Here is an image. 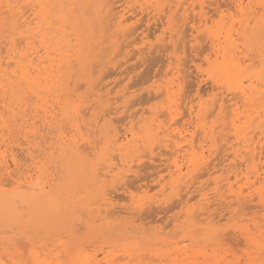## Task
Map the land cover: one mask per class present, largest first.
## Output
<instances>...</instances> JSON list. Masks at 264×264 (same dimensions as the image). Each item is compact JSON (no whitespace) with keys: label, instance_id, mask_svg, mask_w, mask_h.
Listing matches in <instances>:
<instances>
[{"label":"rangeland","instance_id":"rangeland-1","mask_svg":"<svg viewBox=\"0 0 264 264\" xmlns=\"http://www.w3.org/2000/svg\"><path fill=\"white\" fill-rule=\"evenodd\" d=\"M11 1H13V0H11ZM15 1H17V0H15ZM14 1V2H15ZM25 0H21V2H23L24 3V5H23V3H21L22 5H20L18 2H20V0L18 1V2H15L16 4H15V6H14V9H15V12H17V10L18 9H22L23 8V10H21V11H25V13H24V15L27 13V11H28V15L26 14V17H30V19L32 18L30 15H31V11H30V6H29V4L27 3L28 1H25ZM66 3V5H67V3L69 2L70 3V1H68L67 2V0H64ZM64 1H62V2H64ZM74 2H75V4L73 5V8L72 9H74L75 11L74 12H77V14H76V16L78 17H74L75 19H73L75 22H79V21H81V18H80V16L82 15V11H83V9L82 8H80L82 5H83V1L82 0H73ZM82 1V3H80V2ZM89 1H91V0H89ZM114 1V0H113ZM112 0H111V2L112 3H114L115 1H118V0H115L114 2H113ZM129 1H132V0H124V2L122 1V0H120V1H118L117 3H114V4H116V6L114 5V7H115V10L114 11H118V10H121L123 7V5H124V8H125V6H126V8H127V10L126 9H124V10H126L125 12H124V10H122L124 13H126L125 15H126V17H128L127 18V21H125L126 23L128 22V24L127 25H124V24H126V23H124L122 26H124V27H126V29L123 27V28H120V29H122L123 30V32L124 33H122V31H120V30H118V29H115L116 28V21H112L113 22V24L114 25H112L111 23V25H109V26H106L107 28V30H108V32H106V34H104L105 32L103 31V30H105V22H106V20H105V22H103L102 23V25L101 24H99L100 25V27H98V29H97V31L99 32H97L96 31V29H92V28H90V27H93V25L94 24H96V22H93V25L91 24L92 22H88V23H86V24H88L87 25V34H89V36H94L95 37V40L98 42V43H101V44H98V45H95V43L96 42H94L93 40H91V37L89 38L90 39V41L91 42H93V43H91L93 46H94V48H95V50H97V51H95L94 49H92L93 47H92V45L90 46L91 47V53H93V51H95V52H97V54L99 53V51H100V54H102V53H104L103 51H105V57L104 58H102V60L101 61H99V59L98 58H100V57H98L100 54H98V58L96 57V55L94 56L93 54H91V57H93V58H91V60H92V62H94V60H95V57H96V60H98V61H96L95 63H93L92 65H93V67H94V69H93V74H90V72L92 73V71H91V68H90V70H88L87 72H86V75H87V73H89L87 76H86V78H88V79H86L85 78V76H78L79 75V73L80 72H82V70H81V68H80V66L79 65H77V63H78V61L75 59L76 58V55L74 56L73 54H75V49H78L79 47H78V45H76L77 44V42H75V40H77V39H75L76 37V35H75V33H74V35L73 34H71V32L73 31V29L71 30V28H74V24L71 26L69 23L70 22H66V24H65V22L63 21V20H61L60 19V17H59V13L60 14H63V13H67V10H69V8L67 9V7H69V6H63V7H65L66 9H64V8H62L61 6V8H58L59 6L57 5H53V6H55V9H59V11H58V9L56 10L57 12L55 13V9H51V11H53L52 13H50V15H52L51 16V18L52 17H54V18H52V19H57L58 17V19H59V21H58V19H57V21H56V19L55 20H51V18L49 19V17H47V19H46V21L49 19V20H51V23H50V25L49 26H52V27H54L55 25H56V28L58 27V28H60V29H56V28H50V27H47L46 28V30H49L48 32H49V34L50 35H52L53 37H55V35L56 36H58V38L62 35V37H61V39L63 38V36L65 35V38H63L62 40H66V39H70L71 41H73L74 43H76L75 45H73L74 43L73 42H71V43H73L72 45H71V47L69 48V50H70V52H69V50H67L68 52H69V55H71V53H73L72 55L75 57H73L72 55L71 56H69V59H75V60H73L74 62L72 63L71 61L72 60H70V62H69V65H71V64H75L76 63V66H77V68H75L73 65H71V67L69 68V65H68V61H69V59H68V61H67V65H68V67H67V65H65L64 64V62H66V60L63 62V64H61L60 63V67H62V66H64V68L67 70V69H69L70 71H71V69H73V67H74V69H76V71H77V73L76 74H74L73 75V71H71V72H73V73H71L70 71H69V73L73 76V81H71L70 79L72 78H68L67 76H66V74L65 75H63L64 76V79H65V82L64 81H62L63 83H68V81H67V79H69L70 80V82H72V83H68V87H66V84H65V87H64V84H62V82H61V80L63 79H60L59 81H60V83H61V85H60V87H59V85H58V87L59 88H61V89H63L64 88V90H66L67 88H68V91L70 92V93H67V92H65L64 90H60L58 87H57V90H52V91H50L51 93H52V95H53V97H52V95H51V93L50 92H48V93H50V94H43V96L45 95V97H42V98H47V103L49 102V104H47V103H45L44 102V100H39V98L36 96V98L34 97V95H36V94H31V92H30V94H31V98H32V96H33V99H32V102H31V100H30V94L29 93H27L28 91L27 90H25V89H21L22 91L21 92H23V95H22V93H20L21 94V96H20V98H19V96H17L16 94H15V96H17L16 97V99L17 98H19L18 100H20V102H19V105L21 106V107H19V105H18V102H14L12 99V101L11 100H4L3 98L5 97V99L7 98V96H5V95H7L8 94V97H9V94L10 93H2V91H0V99H1V97H2V99L8 104L9 102H10V109H12L13 108V106H14V110H9L10 111V113H9V111L8 110H6V108H8V106H9V104L8 105H6L7 107H5V102L2 104L1 102H0V104L2 105V106H4L5 107V109H1V107H0V111L2 110V114L3 113H5V112H8L7 114L9 115H5V114H3V115H5L6 117H9V120H10V118H11V121L10 122H12V124H14L15 123V125H13V127L11 128V125L7 122V120H6V123H8L9 125H7V126H9L11 129H12V132H11V130L10 129H5L6 130V136L7 135H9V138H10V141L8 142V139H7V141H6V137L4 138V141H6L8 144H10L11 146H12V144L14 143H16L15 145L13 144V146H14V148L13 147H11V146H8L7 144H5V145H7L6 147L9 149V151L7 150V148L5 149V148H3V146H4V143H6V142H2V140L0 141V146H2V148H3V152L2 153H5V154H2V156L3 155H5V157H2V158H4V159H6V160H4V159H2L1 157V159H0V161L1 160H3V163H5V165H6V161H8L7 163H10V164H7V167L9 168V166H10V170H12V172L11 171H9V169H8V171L9 172H11V174L12 173H14L15 172V174L16 173H20L19 172V170L22 172L23 170H24V168H25V170H24V172H26V170L28 171L27 173L29 174V172H32V170L34 169V171H35V167L34 166H36L37 167V169L39 170V167H40V169L41 168H44L45 169V172L47 173V175H48V178H50V177H53L54 179H55V182H59L61 179H63L64 177V179H70L69 181H70V183L71 184H73V185H71V186H73V187H70V188H72V189H70L69 190V192H71V190H72V192H75V193H72L71 195L73 196H70V194H69V197H67V199H68V202L70 203H67V207H68V209H69V206H70V209L68 210V212H69V216L67 217V216H63L61 219H64L63 220V223H65L64 225L65 226H63L62 227V224H60V223H58L59 224V226L58 225H56L57 223H56V220L55 221H53V224L50 222L49 223V220H46L45 222H44V224L46 225V226H50L51 228H48L47 227V229H48V231L47 230H45V228H46V226H44V224L42 225V226H39V227H42L43 228V226L45 227L43 230H45V231H42V233H41V237H43L44 238V240H45V244H47L45 247H43L44 249H50L51 251H52V254H53V258L56 260V259H59L58 261H63V262H66L67 264L70 262L69 260H70V257H69V249H70V247H72V246H74V252H75V249L77 250V251H79V252H81L82 253V251H83V255H85V257H87V255H88V257L87 258H89V261L90 262H92V264H102L101 262L103 261V264H107V263H109V264H113V262L112 261H114V264H127V263H129V264H131V263H133V264H138V263H140V264H156V262L159 260V261H161L160 263H159V261L157 262L158 264H163V263H167V264H170V262L171 261H178L179 260V262H181L182 260H184L185 262H183V263H185V264H187L188 262H189V260H190V258L192 257V258H194V259H192V260H190V262L189 263H191L192 261V263L193 264H215V262H214V260H222L221 258H226V256H227V258L229 257V259H225L224 261L222 260V263L223 262H225V261H238V259L239 258H241V260L242 259H244L245 257H239L238 255L240 254L241 255V253H243L242 254V256H244L245 255V253L247 252V248H245L246 247V245H245V243H244V241H240L239 239H237V240H235V237H233L234 236V233L236 234L237 233V227L238 226H241V225H248V224H250V222H248V221H250L251 220V218H252V216L254 217V214H255V212L257 211V210H259L258 212H256V215L255 216H261L262 214L261 213H263L264 212V209H262L261 210V208L262 207H260V206H257V198L255 197V196H257V195H255V196H253V197H255L256 198V200H254V202H253V205L251 206V207H253L252 209L250 208V210L249 209H245L244 211H243V213H245V215L246 214H250L251 213V211H252V214H250L249 216L248 215H246V216H244V214L243 213H241L242 212V210L241 211H239V209H237L238 207H237V204L236 205H234V206H232L231 208L232 209H234L235 207H236V210L237 211H239L240 212V214H238V212L235 210H233V211H229V209H228V207H227V205L228 204H221V203H219L218 204V202L220 201V200H217L216 198H217V191H216V186L217 187H221V189L222 190H225V191H227L225 188H227L226 186H225V188H224V185H226L227 183L226 182H232L233 183V186L234 187H237L236 189H238V187L239 186H241L242 185V189H243V192H245V193H247V194H250L251 192H253V188L251 187V189L249 188L250 187V185H247V184H249V183H247V184H245L246 182L245 181H247V179L245 178V174L246 173H248V169H246V166H248V164H250L251 165V163L253 164H256L257 165V167H259L260 169V171H261V173H260V175L261 174H263L264 175V173L262 172V171H264L263 170V168H264V150H263V152H262V154H261V156L260 155H258V156H255V159L253 160V159H251V160H247L245 163H248V161H249V163L245 166V165H243L244 163V161H242V160H245L244 158L243 159H240V158H242V156H244L243 154H245L246 152H247V150H245V148L247 147L246 146V144H245V141H243V143H242V145H244L245 144V146L246 147H244V146H242L241 145V143L239 142L238 144H240V145H238V144H236L237 142V140L235 139V138H233V136L231 137V136H226L229 132L231 133V134H233L232 132H231V130L229 131V129L228 128H226L227 129V131H226V129H224L225 127V125L223 124V120L225 121V123L226 122H228V121H226L227 119H229V115H230V113H233L234 112V109L236 108V109H238L237 111H238V113L239 114H241V116H243V114H246V112H245V108H246V105L245 106H242V104H243V102L240 104V103H238L239 101H238V99H239V95L237 96V95H235V92H229V91H227V89L225 88L224 89V87L222 88V86L221 85H219V84H217V83H219L216 79H213V83H212V79H210L209 77H211V78H214L213 76H215L216 77V75H215V64L217 65V63H221V61H222V59L220 58V57H222L221 56V54H220V52H216V49H214V48H212V46H211V42H209L208 40H209V38H208V40H207V38L206 39H204L203 37H205V35H202V33L203 34H205L206 33V35H207V33L208 32H205L206 30L207 31H211V33L212 34H215V35H219L221 38H223L222 40H224V37H222L223 35L225 36L226 35V33H227V29L229 28V27H231L233 30V32L235 33H233V35L235 36L236 35V38L237 37H239V33H241V31L243 30V20H245L244 19V17L246 18V20L248 19V17H249V15H248V11L247 12H245L244 13V11H242L241 12V10H239L236 6H235V4H233V0H186V1H184L183 0V2H185V3H182V0H177L178 2H179V5L177 6V1H176V3H174L173 1H175V0H165L166 2L165 3H170L171 4V2L173 3V4H168V5H166V4H164L163 2H161L160 0H155V1H153V0H149V1H151V3H149L148 4V0H144V2H145V4H144V2H142V0L141 1H139V0H134L133 2H130L129 3ZM141 2L142 4H137V2ZM180 1H181V5H180ZM199 1V2H198ZM201 1H203V2H201ZM209 1H211V3L209 2ZM212 1H215L216 3H214V2H212ZM225 1V2H224ZM229 3H228V2ZM247 0H245V3H244V5H246L247 4V2H246ZM264 0H261V1H259V3H262ZM10 2V1H9ZM13 2V3H14ZM93 2V1H92ZM129 3V5H128V3ZM138 2V3H139ZM152 2H156V3H162L161 4V9H163V7H164V11H161V13L159 12V8H158V6H160V5H158V4H152ZM198 2V3H197ZM204 2H206V3H204ZM11 4H13L12 2H10ZM68 3V4H69ZM79 3H80V5H79ZM87 3V1H85V6H87L88 5V3ZM127 3V4H126ZM202 3V4H201ZM209 3H210V5H209ZM218 3V4H217ZM222 3V4H221ZM17 4L18 5H20V6H18V7H20V8H17L16 6H17ZM65 4H62V5H65ZM77 4V5H76ZM132 4L135 6V5H138V7H139V9L138 8H136L137 6H135V7H133L132 6ZM152 4V5H151ZM174 4L176 5L175 7H174ZM183 4H185L184 6H183ZM189 4V5H188ZM199 4V5H198ZM216 4V5H215ZM220 4H221V6H220ZM27 5V6H26ZM70 5V4H69ZM96 4H94V3H90L88 6H89V8L88 9H90L89 11L91 12V14L93 15V8H95L94 6H95ZM119 5V8L117 7ZM146 6V5H149V6H146L145 7V10H143L144 9V6ZM156 5V6H155ZM196 5V6H195ZM204 5V10H203V12H205V16L204 17H206L205 19H206V21H204V22H201L200 21V23H199V20L198 19H201V16L199 15V12H200V8H201V6H203ZM208 6V7H206V6ZM211 5H212V7H211ZM223 5V6H222ZM229 5V6H228ZM233 5V6H232ZM253 6H254V3L252 4ZM255 7H253L254 9H257V4L255 3ZM13 6V5H12ZM21 6H22V8H21ZM24 6H26V8H24ZM93 6V7H92ZM130 6V7H129ZM169 6H171L172 8L170 9V7ZM181 6V8H179ZM188 6V8L186 9L185 7H187ZM215 6V7H214ZM219 8H218V7ZM232 6V8H230ZM16 7V8H15ZM28 7V8H27ZM70 7H71V5H70ZM128 7H129V9L131 10H133V8H135L133 11L131 10H129L128 9ZM178 7V8H177ZM206 7V8H205ZM210 7V8H209ZM220 7H222V9L220 8ZM233 7H235V10H234V8ZM259 7V6H258ZM3 9H1V10H3V17H5V14H4V11H6L5 9H4V6L2 7ZM109 7L107 6V7H105L103 10V13H106V11H107V9H108ZM142 8V10L143 11H145V12H143L142 10H140ZM154 8V9H153ZM176 8V9H175ZM183 8V9H182ZM185 8V9H184ZM193 8V9H192ZM195 8V9H194ZM211 10V12H210V10ZM216 8V9H215ZM250 8V7H249ZM259 8H261V7H259ZM7 10H8V8H6ZM76 9H79V10H76ZM149 9H150V11H149ZM155 9H157L158 10V12H159V15H158V13H157V10H155ZM160 9V10H161ZM169 9H170V11L171 12H174V10L173 9H175L176 11L177 10H180V11H178V13H180L179 15H177L176 14V12H174V14L173 13H171L170 14V11H169ZM198 11H197V10ZM217 9H218V11H217ZM222 10L221 12H220V10ZM231 9V13L229 12V10ZM236 9H238V10H236ZM250 9H252V7L250 8ZM61 10H64V11H61ZM81 10V12H79ZM141 12H140V11ZM146 10H148V11H146ZM152 10V11H151ZM166 10H168V11H166ZM186 10V11H185ZM216 10V11H215ZM226 10H227V12H229V15H228V13L226 12ZM233 10V11H232ZM257 10H261V13L258 11V14L260 13V15L259 16H263L264 14V12H263V9L261 8V9H257ZM88 11V10H87ZM130 11V12H129ZM135 11H136V13H135ZM154 11H155V14H154ZM166 11V12H165ZM184 11V12H183ZM209 11V12H208ZM214 11L216 12V15H215V13H214ZM252 10H250V12H251ZM63 12V13H62ZM89 12V13H90ZM132 12H133V15L134 16H132ZM147 12V13H146ZM152 12V13H151ZM183 12V13H182ZM202 12V13H203ZM218 12H220V13H218ZM257 12V11H256ZM6 13H7V11H6ZM8 13H9V10H8ZM53 13H55V14H53ZM58 13V14H57ZM80 13V14H79ZM140 13H141V15H140ZM151 13V14H150ZM162 13H165V14H163V17L165 16V19L163 20L162 18L163 17H160V14H161V16H162ZM182 13V14H181ZM184 13L186 14V15H184ZM194 13V14H193ZM201 13V12H200ZM201 13V14H202ZM208 13V14H207ZM218 13V14H217ZM225 13H226V15H225ZM237 13V14H236ZM68 14V13H67ZM79 14V15H78ZM130 14V15H129ZM135 14L137 15V16H135ZM148 14V15H147ZM167 14V15H166ZM169 14H170V16H172V17H174V15L176 14L177 16H176V18H174V19H171V17L169 16ZM173 14V15H172ZM196 14H198V15H196ZM212 14V15H211ZM232 14V15H231ZM234 14H236V15H234ZM245 14V15H244ZM8 16L10 15V13L9 14H7ZM6 15V16H7ZM54 15H58V17L57 16H54ZM102 15H104V17H105V14H102V12H101V17H102ZM155 15V16H154ZM183 15V16H185L184 18H182L181 16ZM189 15V19H187L188 17H186V16H188ZM214 15V16H213ZM7 16V17H8ZM33 16V15H32ZM49 16V15H48ZM129 16H131V17H129ZM142 16V17H141ZM154 16V17H153ZM179 16V17H178ZM211 16H213L212 18H211ZM219 16H220V18H219ZM222 16V17H221ZM225 16V17H224ZM229 16V20L227 19V17ZM236 18H235V17ZM248 16V17H247ZM11 17V16H10ZM8 18V21L11 19V18ZM28 17V18H29ZM68 17H70V15L68 14ZM89 17V16H88ZM137 17V18H136ZM145 17H147L146 18V20H145ZM192 17V18H191ZM200 17V18H199ZM224 17V18H223ZM235 19H234V18ZM264 17V16H263ZM161 18V19H160ZM181 18H182V20H181ZM195 18H197L196 20H198V21H194V19ZM209 18V19H208ZM222 18V19H221ZM29 19V20H30ZM77 19H79V20H77ZM142 21H140V20ZM159 19H160V21H159ZM169 19V20H168ZM170 19L172 20V21H170ZM177 19H178V21H177ZM189 21V23H188V21ZM193 19V20H192ZM221 19V20H220ZM251 19V18H250ZM6 21H7V19H5ZM36 20H39L40 21V18H37ZM48 20V21H49ZM129 20V21H128ZM136 20H139L138 22H136ZM163 20V21H162ZM180 20V21H179ZM183 20L184 21H186V23L185 22H183ZM227 20V24L225 23V21ZM234 20H235V22H234ZM245 20V23L247 22ZM252 20V19H251ZM251 20H249V25L250 26H252V22H253V25H255V23H254V21H251ZM93 21V20H92ZM135 21V22H134ZM162 21V22H161ZM207 21H208V23H207ZM212 21V22H211ZM219 21V22H218ZM231 23H230V22ZM250 21H251V23H250ZM34 22H37V21H35L34 20ZM54 22V23H53ZM134 22V23H133ZM169 22V23H168ZM177 24H176V23ZM179 22H182V24L181 23H179ZM198 22V23H197ZM217 22V23H216ZM237 22V23H236ZM241 22V23H240ZM56 23H58V25L56 24ZM108 22H106V24H107ZM132 24V25H130V24ZM166 23H167V26H166ZM184 23H185V25L186 26H184ZM187 23L189 24V25H187ZM195 23H197V24H195ZM202 23H204V24H202ZM216 23V24H215ZM243 23V24H242ZM34 24V23H33ZM55 24V25H54ZM69 24V25H68ZM77 24V23H76ZM85 24V23H84ZM109 24V23H108ZM157 24V25H156ZM165 24V25H164ZM168 24H169V27L170 26H173V24H176V26L174 25L173 27H171L170 29H169V27H168ZM195 24V25H194ZM202 24V25H201ZM210 24H211V26H210ZM236 24V25H235ZM35 25V24H34ZM33 25V26H34ZM54 25V26H53ZM62 25V26H61ZM80 25V24H79ZM129 25V26H128ZM134 25V26H133ZM158 25H160V26H158ZM178 25V26H177ZM182 25V26H181ZM192 25H194V26H196V25H198V26H196V29L194 30V26H192ZM208 25V26H207ZM234 25V27H232ZM31 26H32V24H31ZM60 26V27H59ZM68 26H70L69 28H68ZM88 26H89V29H88ZM95 26V25H94ZM98 25H96V27H97ZM111 26V27H110ZM121 26V27H122ZM133 26V28H131V27ZM163 26V27H162ZM221 26V27H220ZM242 26V27H241ZM10 27V26H9ZM110 27V28H109ZM128 27H130L131 29H127ZM153 27V28H152ZM155 27V28H154ZM179 27H182V28H179ZM183 27H185V28H183ZM193 27V29H191ZM202 27V28H201ZM244 27H245V24H244ZM49 28V29H48ZM62 28H64V29H62ZM104 28V29H103ZM144 28H145V30H144ZM151 30H150V29ZM166 28H168V30L166 29ZM179 28V31L177 32V29ZM254 27H252V29H253ZM5 29V30H4ZM10 31L11 29H9V28H7V27H4L3 28V30H2V32H4L2 35H0V48H4V50H6L7 48H8V46H9V43H7V44H5L7 41L9 42V40L11 39L10 38V36L9 35H11V32L12 31H10V33H6L8 30ZM21 29H23L24 30V32H26L25 34H31L32 32H28V30H26V29H24V28H21ZM90 29H92L91 31H90ZM109 29H111L110 31H109ZM124 29H125V31H124ZM143 29V30H142ZM146 29H148V30H146ZM181 29H183L184 30V32L186 33V31H187V36H188V38L186 37V35H185V37L186 38H184V36H182L181 37V32L182 33H184L183 31H181ZM219 29V30H218ZM239 29H241V30H239ZM248 29H249V27H248ZM251 28L248 30V32L249 33H251L253 30H252ZM7 30V31H6ZM18 30H20V29H18ZM26 30V31H25ZM31 30L33 31V29L31 28ZM45 30V31H46ZM55 30V31H54ZM56 30L58 31V32H56ZM63 30H64V33H70V34H64L63 33ZM91 32V33H89V31ZM115 32H114V31ZM126 30H128V31H126ZM168 32H167V31ZM169 30H170V32H169ZM186 30V31H185ZM202 30L205 32H202ZM220 30H222L223 31V33L221 34L220 33ZM260 30H261V28H260ZM22 31V30H21ZM29 31H30V28H29ZM134 31H136L135 33H134ZM162 31V32H161ZM166 31V32H165ZM181 31V32H180ZM210 31H209V33H210ZM236 31V32H235ZM251 31V32H250ZM18 32V31H17ZM55 32H56V34H55ZM62 32V33H61ZM74 32V31H73ZM72 32V33H73ZM117 32H120V34H122V38L120 37L121 35L120 34H116V36H118L119 37V40H120V43H119V40L117 41V38H116V36H115V34L114 33H117ZM125 32H126V35L128 36H126L125 35ZM127 32H130L131 33V35H129L130 33H127ZM150 32V33H149ZM171 32H173V34L175 33V35H174V37H173V34L171 33ZM177 32V33H176ZM193 32V33H192ZM216 32H217V34H216ZM254 32V31H253ZM60 33H61V35H60ZM93 33V34H92ZM134 35H133V34ZM139 33V34H138ZM184 33V34H185ZM208 33V34H209ZM210 33V34H211ZM237 33V34H236ZM12 34H13V32H12ZM16 34V33H15ZM18 34V33H17ZM55 34V35H54ZM59 34V35H58ZM64 34V35H63ZM101 36L102 34H103V37L105 36H107L106 38V40H105V42H103L104 40H101V39H98V37H99V35ZM196 34L197 35H199V34H201V35H199V36H196ZM263 34V33H262ZM5 35H7V36H5ZM26 35V36H27ZM28 35V36H29ZM73 35V36H72ZM110 37H109V36ZM120 35V36H119ZM166 35V36H165ZM190 35V36H189ZM193 35V36H192ZM258 35H259V32H258ZM3 36V37H2ZM16 36V39H17V36L18 37H20L19 35H15ZM68 36H69V38H68ZM72 36V37H71ZM88 36V35H87ZM124 36H126L127 38V40H124L125 39V37ZM138 38H137V37ZM173 38H172V37ZM201 36V37H200ZM203 36V37H202ZM262 36V35H261ZM5 37V38H4ZM11 37H12V35H11ZM25 37V36H24ZM23 36H22V38H24ZM40 36L39 35H37L36 36V38H30V41H33V42H35V44L37 45V43H38V49L40 50V52H44L43 51V49H40V48H42L41 46H40V42H38V39H40L39 38ZM52 37V38H53ZM109 37V38H108ZM145 37V38H144ZM178 37H181L182 39H180V38H178ZM195 39H194V38ZM200 37V38H199ZM207 37V36H206ZM7 38H9L8 40H7ZM21 37L20 38H18V39H22ZM56 38V40L58 39L57 37H55ZM97 38V39H96ZM121 38V39H120ZM129 38V39H128ZM200 40H202V41H200ZM258 38H259V36H258ZM60 39V38H59ZM73 39V40H72ZM109 39V40H108ZM146 39V40H145ZM176 39V41H174ZM180 39V41H181V43H180V41H178ZM197 39L199 40L198 42H197ZM3 40H5V41H3ZM22 40H23V42H22ZM22 40H20L19 42L20 43H22V46H21V44L19 45L18 44V42H15V44L17 43L18 44V46H17V44H16V46L21 50L22 48L24 49H22L21 51H23V53H25V55L27 56V54H26V51H28L29 49L27 48L28 46H27V40L26 41H24L25 39H22ZM54 38L53 39H51V42H53V41H56ZM99 40L100 41H102V42H99ZM111 40V41H110ZM124 40V41H123ZM135 40V41H134ZM172 40V41H171ZM182 40H184V42L182 41ZM189 40V41H188ZM207 40V41H206ZM15 41V40H14ZM89 41V40H88ZM90 41H89V43H90ZM116 41V42H115ZM121 41H122V43L124 42L125 43V47L124 48H122V47H120L119 49L120 50H118V48H117V46L119 47V45H121ZM128 41V42H127ZM132 41V42H131ZM134 41V42H133ZM140 41V42H139ZM145 41V42H144ZM196 41V42H195ZM108 42V43H107ZM111 42H115V43H111ZM137 42V43H136ZM144 42V43H143ZM148 44H147V43ZM177 42H179L180 43V45L177 43ZM188 42V43H187ZM191 42V43H190ZM195 42V43H194ZM24 43V44H23ZM63 43H65V42H63ZM107 43V44H106ZM110 43L112 44V45H110ZM124 43H123V46H124ZM142 43H143V45H142ZM155 43H157V44H159L158 45V47H157V44H155ZM174 43H176V44H178L179 45V49H177L175 46H177L178 47V45H176V44H174ZM184 43H187L186 45H184ZM196 43H199V45H197ZM97 44V43H96ZM106 44V45H105ZM127 44V45H126ZM166 44V45H165ZM193 44H194V46H193ZM202 44V45H201ZM204 44V45H203ZM210 44V45H209ZM238 44H239V41H238ZM7 47V48H5V46ZM25 45H26V47H25ZM63 45V44H62ZM105 45V47H103V46ZM110 45V46H109ZM138 45H139V47H138ZM162 45V46H161ZM168 45H170V46H168ZM175 45V46H174ZM207 45V46H206ZM258 45V46H257ZM4 46V47H3ZM78 47V48H75V47ZM113 46V47H112ZM122 46V45H121ZM143 48H142V47ZM256 46V47H255ZM254 46V48H255V53L253 52V51H251V52H253L254 54H256L257 56L259 55V43H257L256 45ZM40 47V48H39ZM75 49H74V48ZM103 47V49H101L100 50V48H102ZM183 47V48H182ZM196 47V48H195ZM243 47V48H242ZM27 48V49H26ZM141 48V50H139V49ZM160 48V49H159ZM184 48H186L185 49V52H184ZM193 48H195V49H197V48H199V49H197V51L195 50V49H193ZM213 50V52L211 51V49ZM65 49V48H64ZM73 49H74V52H73ZM99 49V50H98ZM123 49V50H122ZM127 51H126V50ZM144 49V50H143ZM152 49V50H151ZM155 49V50H154ZM240 49H241V51H240ZM243 49V50H242ZM247 49V50H246ZM253 48H251L250 49V47H248L247 45H244L242 42H240V44H239V47L237 48V55L239 56V57H241L242 59V61L244 62L243 64L245 65V63H246V66H250L249 67V69H250V72H253V70L254 71H256V69H257V67H258V71H257V73H258V75H259V70L261 69V67H262V65H261V63H260V61L258 62V63H260V64H258L257 63V61H258V57H256L255 59H256V61H254L253 60V56L251 55V52H250V50H252ZM112 50H115V51H112ZM137 50V51H136ZM165 50V51H164ZM193 50V51H192ZM254 50V49H253ZM3 51V50H2ZM122 51V52H121ZM125 51V52H124ZM136 51V52H135ZM154 51V52H153ZM164 51V52H163ZM189 51V52H188ZM243 51V52H242ZM30 52V51H29ZM67 52V53H68ZM116 52H120L119 54H121V55H117L116 54ZM127 52V53H126ZM143 52V53H142ZM159 52V53H158ZM163 52V53H162ZM248 52H249V54H248ZM28 53V52H27ZM52 53L53 52H51V57H52ZM114 53H115V55H116V57H113V56H115L114 55ZM125 53V54H124ZM133 53V54H132ZM175 53V54H174ZM177 53V54H176ZM189 53V54H188ZM239 53V54H238ZM240 53H243V54H245V55H241ZM3 54V56L2 57H5L4 55H6L4 52L2 53ZM145 54V55H144ZM198 54V55H197ZM214 56H213V55ZM219 54H220V56H219ZM28 55L30 56V57H32L31 56V52L30 53H28ZM102 55H104V54H102ZM125 55V56H124ZM167 55V56H166ZM168 55H169V57H170V59H169V57H168ZM57 56V57H56ZM180 56H182V57H180ZM189 56V57H188ZM194 56V57H193ZM219 57V59H218V57ZM246 56V59L244 58ZM252 56V57H251ZM66 57H68V55L66 56ZM72 57V58H71ZM102 57V56H101ZM112 57V58H111ZM128 57V58H127ZM129 57H130V59H129ZM152 57V58H151ZM168 57V58H167ZM172 57V58H171ZM174 57V58H173ZM192 57V58H191ZM209 57V58H208ZM255 57V56H254ZM6 58V57H5ZM53 58H55V59H57L56 60V62L57 61H61L60 60V57H58V55H56V54H54L53 55ZM108 58H110L111 59V62H110V60L108 59ZM113 58H114V60H113ZM127 58V59H126ZM154 58L156 59L155 61H154ZM160 58V59H159ZM168 59V61H167V59ZM179 58H182V62H180L181 64H179V61H181V59H179ZM191 58V59H190ZM194 58V59H193ZM59 59V60H58ZM101 59V58H100ZM153 59V60H152ZM159 59V60H158ZM179 59V60H178ZM184 59V60H183ZM186 59H187V61H186ZM189 59H190V61H189ZM202 59V60H201ZM204 59H206V61L204 60ZM217 59L219 60V61H217ZM6 61H7V59H5ZM4 60V64L6 65L7 64V62ZM48 59H46V60H44L43 61V63L44 62H46V66H47V64H49V62L47 61ZM109 60V64L107 63V64H104V63H106L107 61ZM123 60V61H122ZM141 60V61H140ZM175 60V62H173ZM209 60V61H208ZM246 60V61H245ZM251 60H252V63H251ZM146 61V62H145ZM152 61V62H151ZM177 61V62H176ZM183 61L185 62V63H183ZM188 61H189V63H188ZM196 61V62H195ZM207 61H208V63H207ZM90 63H92L91 61H89ZM103 62V63H102ZM122 62V63H121ZM155 62V63H154ZM157 62V63H156ZM162 62H164V63H162ZM212 62H213V64H212ZM216 62V63H215ZM248 62V63H247ZM8 63H10V62H8ZM96 63H100V64H96ZM175 63H178V64H175ZM249 63H251V64H249ZM254 63H255V65H254ZM3 64V65H4ZM55 64H58V62L57 63H55ZM89 64V63H88ZM149 64V65H148ZM151 64V65H150ZM154 64V65H153ZM158 64V65H157ZM171 65L170 66V68H169V66H168V68H167V65ZM191 65V67H190V65ZM209 64H211V65H209ZM247 64H249V65H247ZM256 64H258V65H256ZM13 65V64H12ZM12 65H10V67H8V68H10L11 69V66ZM42 66H44L43 64H41ZM40 65V66H41ZM90 65V64H89ZM88 65V66H89ZM91 65V66H92ZM98 65V66H97ZM196 65V66H195ZM254 65V67L255 66H257V67H255L254 69H252L253 66ZM260 65V66H259ZM7 66H9V65H6L5 67H7ZM41 66V67H42ZM56 65H54V67H55ZM58 66V65H57ZM57 66H56V68H57ZM79 66V67H78ZM152 66V70L151 69H149V67H151ZM177 68H176V67ZM179 66V67H178ZM181 66H183L184 68V70L183 71H185L184 73H182V75L180 74V72H182V71H180L179 72V69L178 68H181ZM207 66V67H206ZM245 66V67H246ZM13 67V66H12ZM45 67V66H44ZM90 67V66H89ZM89 67H88V69H89ZM117 67V68H116ZM120 67H121V69H120ZM162 67H165V68H162ZM64 68H63V70H64ZM78 68H80V72H79V70H78ZM110 68V69H109ZM172 68V73L171 72H169L170 74H172V75H170V74H168V71H169V69H171ZM196 68L198 69V70H196ZM213 69V71H211L212 69ZM247 68V67H246ZM61 70H62V68H60ZM73 69V70H74ZM123 69V70H122ZM148 69V70H147ZM182 69V68H181ZM180 69V70H181ZM188 71H187V70ZM195 71H194V70ZM9 70V69H8ZM167 70V71H166ZM203 72H202V71ZM116 71V72H115ZM122 71V72H121ZM149 71H151L150 72V74H149ZM157 71V72H156ZM175 71V72H174ZM191 71H194V72H192L191 73ZM206 71H207V73H206ZM249 71V70H248ZM103 72V73H102ZM121 72V73H120ZM195 72H197V73H195ZM201 72V73H200ZM208 72H210V73H208ZM249 72V73H250ZM69 73H67L68 75H70ZM101 73H102V75H101ZM156 73H158V74H156ZM175 73H176V76L178 77H173L174 75H175ZM178 73V74H177ZM205 73H206V75H205ZM212 73V74H211ZM213 73H214V75H213ZM105 74V75H104ZM160 74V75H159ZM180 74V75H179ZM185 74H187V75H185ZM193 74V75H192ZM203 74V75H202ZM210 74H211V76H210ZM81 75V74H80ZM85 75V74H84ZM155 75V76H154ZM170 77H169V76ZM179 75V76H178ZM201 75V76H200ZM208 75H209V77H208ZM78 77V79L79 80H77V77ZM91 76H93V77H91ZM101 76H103L102 77V79H101ZM167 76V77H166ZM181 76V77H180ZM187 76H188V78H187ZM196 76V77H195ZM198 76V77H197ZM86 79V80H88L87 81V83H86V81L84 80L83 81V79L84 78ZM100 77V78H99ZM149 77V78H148ZM161 77V78H160ZM168 77L170 78V80L172 81H170L169 79H168ZM173 77V78H172ZM95 78H99V80H97V79H95ZM168 80H167V79ZM178 79V81H175V79ZM185 78V79H184ZM197 78V79H196ZM63 79V80H64ZM81 79H82V81H81ZM89 79H90V81H89ZM151 79V80H150ZM164 79H166V82H164L165 80ZM173 79H174V82H173ZM208 79H210V80H208ZM78 82H77V81ZM93 80V81H92ZM162 80H163V82H162ZM201 80V81H200ZM42 81V80H41ZM81 82V85H80V82ZM91 81H92V84H94L93 86L95 87H93L90 83H91ZM96 82V83H93V82ZM100 81V82H99ZM168 81V82H167ZM169 81H170V83H169ZM182 81V82H181ZM187 81H188V83H187ZM197 81H198V83H197ZM216 81H217V83H216ZM85 82V83H84ZM210 82V83H209ZM259 82V81H258ZM255 83V84H259V83ZM43 83V82H42ZM172 83V85L171 86H169L170 84ZM187 83V84H186ZM193 83V84H192ZM214 83H216V88H215V84ZM245 85H248L247 83L248 82H246L245 81ZM59 84V83H58ZM69 84H70V86H69ZM88 84H90V85H88ZM160 84V85H159ZM166 84H168L167 85V87H166ZM173 84H174V86H173ZM177 84V85H176ZM43 85H44V83H43ZM79 87H78V86ZM164 85V86H163ZM180 85V86H179ZM202 85V86H201ZM208 85H209V87L211 88H208ZM212 85V86H211ZM218 85V86H217ZM92 86V87H91ZM103 86V87H102ZM162 86V87H161ZM173 86V87H172ZM171 87V88H170ZM176 87V88H175ZM183 87V88H182ZM203 87V88H202ZM221 87V88H220ZM163 88V89H162ZM165 88H166V90H165ZM54 89H56V88H54ZM58 89H59V91H61V93L60 94H58L59 92H58ZM93 89V90H92ZM170 89V90H169ZM176 89H177V91H176ZM182 91H181V90ZM213 89V90H212ZM216 89V90H215ZM220 89V90H219ZM71 90V91H70ZM161 90V91H160ZM165 91V92H162V91ZM186 90V91H185ZM203 90V91H202ZM215 90V91H214ZM218 90V91H217ZM26 91V92H25ZM56 92V96L57 95H59V97H60V99H58L57 100V98H59L58 96L55 98V92ZM67 91V90H66ZM168 91V92H167ZM171 91V92H170ZM181 91V92H180ZM184 91V92H183ZM202 91V92H201ZM217 91V92H216ZM220 91V92H219ZM225 91V92H224ZM58 92V93H57ZM159 92V93H158ZM160 92L161 93H163L160 97L157 95V93L158 94H160ZM170 92V93H169ZM178 92L179 93H181V95L182 96H177V95H180V94H178ZM184 94H183V93ZM215 92H216V95H215ZM223 92V93H222ZM228 92V93H227ZM43 93V92H42ZM54 93V94H53ZM63 93H64V95H63ZM66 93V94H65ZM94 93V94H93ZM96 93V94H95ZM127 93V94H126ZM165 93V94H164ZM169 93V94H168ZM223 95H222V94ZM225 93H226V95H225ZM230 93V94H229ZM19 94V93H18ZM28 94V95H27ZM68 94H72L71 95V97L68 95ZM123 94V95H122ZM188 94V95H187ZM193 94V95H192ZM2 95V96H1ZM51 96V98H49V96ZM66 95H68V96H66ZM117 95H119L118 97H117ZM121 95H122V97H121ZM170 95H172V96H170ZM174 95H175V97H174ZM230 95H232V96H230ZM11 98H12V93H11ZM28 96V97H27ZM47 96V97H46ZM66 96V97H65ZM156 96V97H155ZM170 96V97H169ZM177 96V97H176ZM184 96V97H183ZM188 96V100H187V97ZM222 97V96H224V97H226V98H224V97H222V99L224 100V102H227V103H225L224 105H226V106H228V105H232V106H230V109H229V106H228V109L229 110H232L231 112L230 111H228V117H227V119L225 120L224 119V117L223 116H225L226 115V111H227V107L225 108L224 107V109L222 110V109H220L219 107L217 108V106H216V108H214V111L213 110H211V111H213L214 113H212V112H209V116H207V118H208V120H207V118L204 116V115H202L203 117H201L200 118V121H199V119L197 118V116H196V114H198V112H200V106H202L203 104H205L206 103V105L208 104L207 102L209 101V105H208V108H210L212 105H213V103H214V97H216V99H215V102H218L217 100L218 99H221L220 97ZM235 96H237L236 98H235ZM13 97H14V95H13ZM24 97V98H23ZM61 97H62V99H63V97L64 98H66V100L65 99H63V100H65V101H63L62 99H61ZM68 97V98H67ZM97 97V98H96ZM164 97V98H163ZM196 97V98H195ZM202 97V98H201ZM205 97V98H204ZM219 97V98H218ZM232 97H234V99L232 98ZM22 98H23V100H22ZM81 98V99H80ZM112 99V102H111V99ZM118 98H120V99H118ZM131 98H132V100H131ZM144 98V99H143ZM169 98H171L170 100H169ZM209 98H211V99H209ZM233 100H232V99ZM238 98V99H237ZM15 99V97H14V100H16ZM39 101H38V100ZM54 99V103H50V102H53V101H51V100H53ZM70 101V102H68V100ZM70 99H72V100H70ZM138 99V100H137ZM148 99H149V101H148ZM181 99H182V101H181ZM205 99V101H203ZM206 99H208V100H206ZM230 99V101H228V100ZM26 100V101H25ZM29 100V102H27ZM37 100V101H36ZM50 100V101H49ZM62 100V101H61ZM118 100V101H117ZM128 100L130 101V102H128ZM144 100V101H143ZM165 100V101H164ZM166 100H169V101H166ZM174 100V101H173ZM177 101V104H179V105H177L175 102ZM180 100V101H179ZM201 100L204 102V103H202L201 102ZM213 101V103H210V102H212ZM223 100H220V101H223ZM227 100V101H226ZM239 100H241V98L239 99ZM33 101H36L37 103H38V105L37 104H30V102L31 103H33ZM86 101V102H85ZM179 101V102H178ZM183 101H184V104H183ZM190 101V102H189ZM231 101H235L237 104H238V108H237V105L235 106V108H233L234 107V105L236 104H233V102H231ZM12 102H14V104L12 103ZM61 102V103H60ZM64 102L66 103H69L70 105L72 104L73 106L71 107H69V105H68V107L69 108H71L72 109V111L74 110L73 108H75L76 106H78L79 107V109L77 110V114L78 115H75V113L74 114H72V111H71V109H70V111H66L67 110V107L66 106H64V110L62 109L63 108V104H64ZM136 104H135V103ZM141 102V103H140ZM167 102H170V104H168ZM180 102L182 103V104H180ZM187 104H186V103ZM195 102V103H194ZM199 102V103H198ZM231 102V103H230ZM23 103H25V104H23ZM29 103V104H28ZM41 105H40V104ZM42 103H44V104H42ZM57 103V104H56ZM63 103V104H62ZM74 103H75V105H74ZM90 103V104H89ZM108 103H110V104H108ZM130 103V104H129ZM163 103H164V105H163ZM200 105V103H202L200 106H198V104ZM229 103V104H228ZM12 104V105H11ZM18 105V107H16L17 105ZM22 104V105H21ZM45 104H47V106H45ZM50 104H52L53 106H55L54 107V109L52 108L53 106L52 105H50ZM58 104H59V106H58ZM62 104V105H61ZM112 104V105H111ZM172 104V105H171ZM175 104V107H173V105ZM191 104V105H190ZM193 104V105H192ZM197 106H196V105ZM228 104V105H227ZM16 105V106H15ZM29 105V106H28ZM30 105H32V106H30ZM40 105V106H39ZM42 105H44L45 107H47V108H49V109H47V108H45L44 106L42 107ZM65 105V104H64ZM99 105V106H98ZM127 105L128 106V108H127V106L125 107V106ZM181 105V106H180ZM187 105H188V108H187ZM244 105V104H243ZM11 106H12V108H11ZM27 108H26V107ZM38 106V107H37ZM56 106H58V107H56ZM61 106H62V108H61ZM110 106V107H109ZM122 106V107H121ZM166 106V107H165ZM180 108V110H179V108ZM193 107L192 109L190 108V107ZM37 107V108H36ZM78 107H76L75 109H77ZM89 107V108H88ZM120 109H119V108ZM173 107V108H172ZM196 107V108H195ZM203 107V106H202ZM3 108V107H2ZM23 108V109H22ZM24 108H26V109H24ZM30 108H33L34 109V111H35V108H36V112L35 113H38L39 114V112H40V116H38V114H35L34 112H32L33 111V109H30ZM41 108V109H40ZM44 108H45V110H44ZM57 108V109H56ZM106 108V109H105ZM168 110H167V109ZM197 108H198V110H197ZM242 108V109H241ZM17 109V110H16ZM19 109H21V110H19ZM39 109H40V111H39ZM43 109V110H42ZM47 109V110H46ZM59 109V110H58ZM62 109V110H61ZM85 109V110H84ZM87 109V110H86ZM126 109V110H125ZM128 109V110H127ZM171 109V110H170ZM176 109V110H175ZM189 109H190V111H189ZM235 109V110H236ZM241 109V110H240ZM5 110V112H3ZM19 110V111H18ZM32 110V111H31ZM53 110H55L56 112H58V114H56V112L54 111V113H53ZM61 110V111H60ZM111 110V111H110ZM140 110V111H139ZM164 110H166L165 111V114H164ZM174 110V111H173ZM182 111L181 113L180 112H176V111ZM195 110H196V112H195ZM220 110V111H219ZM221 110L223 111V112H221ZM226 110V111H225ZM13 111V112H12ZM22 111H26V113L25 112H23L24 113V115L25 116H22L21 114H20V116H19V113H22ZM39 111V112H38ZM46 113V115H44L45 113ZM49 111V112H48ZM60 111V112H59ZM76 110H74V112H75ZM81 113V115H80V113ZM123 111H126L125 113H123ZM187 113H185V112ZM216 111L218 112V114L216 113ZM237 111H235V113H237ZM18 112V113H17ZM44 114H43V113ZM51 112L53 113V114H51ZM106 112V113H105ZM114 112V113H113ZM135 112V113H134ZM158 112V113H157ZM242 112H243V114H242ZM245 112V113H244ZM18 114V116L16 117H14V115H17ZM33 113V114H32ZM41 113H42V117H41ZM68 113V114H67ZM71 113V114H70ZM126 113H127V116H126ZM135 114V115H132V114ZM153 113V114H152ZM156 113V114H155ZM162 114V115H159V114ZM171 113V114H170ZM190 115H192L193 114V116H190L189 117V114ZM29 114H30V116H29ZM59 114H60V116H59ZM65 114H66V116H65ZM106 114V115H105ZM130 114V115H129ZM168 114H170V115H168ZM174 114V115H173ZM176 114V115H175ZM179 114V115H178ZM212 114H213V117H212ZM222 114V120H220L219 119V117H218V115L220 116ZM3 115H1V112H0V116H3ZM28 115V116H27ZM37 115V116H36ZM43 115H44V117H43ZM48 115H50L49 117H46V116H48ZM52 115H54V116H52ZM57 115V116H56ZM71 115H73V117H76V122H78V123H76L75 122V118H73L72 119V116ZM75 115V116H74ZM82 115L84 116V117H82ZM149 115V116H148ZM182 115V116H181ZM233 115V114H232ZM13 116V117H12ZM32 116H34V118L32 117ZM71 117V118H69V119H67V117ZM165 116V117H164ZM167 116V117H166ZM172 116L174 117V116H176L177 117V119H176V117H174V119L172 118ZM181 116V117H180ZM215 116V117H214ZM217 116V117H216ZM227 116V115H226ZM225 116V117H226ZM231 116V115H230ZM18 117H19V120H18ZM28 117H30V118H28ZM32 117V118H31ZM59 117V118H58ZM109 117V118H108ZM132 117V118H131ZM3 118H5L4 116H3ZM50 118H52L51 120H50ZM53 118H54V120H56V121H53ZM55 118H57V119H55ZM81 118H84V120L82 121V120H79V119ZM127 118V119H126ZM140 118V119H139ZM150 118V119H149ZM156 118V119H155ZM165 118H168V122L171 120V122H167L166 121V119ZM181 118H183V119H181ZM189 118V119H188ZM191 118H193V121H192V119ZM195 118V119H194ZM262 119H259V118H256V120H255V124H257V125H259V127H260V125H261V129L263 130V132H264V117L262 116L261 117ZM5 119H8V118H5ZM15 119H17V120H15ZM24 119V120H23ZM30 119V120H29ZM42 119H44V120H42ZM47 119V120H46ZM173 119V120H172ZM215 119V120H214ZM22 122H21V121ZM73 120V121H72ZM78 120V121H77ZM132 120V121H131ZM156 120V121H155ZM158 120V121H157ZM180 120V121H179ZM197 120V123L195 124V123H193V122H195V121ZM219 121V122H217V121ZM14 121V122H13ZM29 121L32 123L31 125L29 124ZM35 121H36V123H35ZM45 123H44V122ZM47 121V122H46ZM48 121H50V124H48ZM79 121H82V122H80L79 123ZM114 121V122H113ZM192 121V122H191ZM207 121V123H206V125H208V124H210V126L208 125V126H206L205 125V122ZM208 121H209V123H208ZM258 121H263V123L262 122H259V124L257 123ZM19 122H21L20 124H19ZM26 122H27V124H26ZM34 122V123H33ZM52 122V123H51ZM64 122V123H63ZM98 122V123H97ZM167 122V123H166ZM172 122H174V123H172ZM178 122V123H177ZM19 124V125H17V124ZM56 123V124H55ZM60 123V124H59ZM135 123V124H134ZM193 123V124H192ZM213 123H214V125H213ZM260 123H262V124H260ZM25 126H24V125ZM52 124V125H51ZM59 124V125H58ZM144 124V125H143ZM156 124V125H155ZM165 124V125H164ZM166 124H169V125H166ZM220 124H222V125H224V126H222L221 127V125ZM228 124V126H229V123H227ZM227 124H226V126H227ZM254 124V125H255ZM22 125V126H21ZM62 125V126H61ZM78 125H80V126H78ZM174 125V126H173ZM212 125V126H211ZM216 125H217V127H216ZM255 126V128L256 127H258V126ZM263 125V126H262ZM18 126L20 127V128H18ZM28 128H27V127ZM34 126V127H33ZM38 126V127H37ZM48 126V127H47ZM79 127V128H81V129H79V128H75V127ZM134 126V127H133ZM162 126V127H161ZM165 126H167L166 128H167V130H166V128H164ZM187 126V127H186ZM200 127V128H198V127ZM215 126V127H214ZM16 127H17V129H16ZM33 128V129H35V132L37 133V132H39V133H35L34 134V132H31V131H33L32 129H30V130H27V129H29V128ZM36 127V128H35ZM50 127V128H49ZM58 127V128H57ZM73 127V128H72ZM90 127V128H89ZM93 127V128H92ZM133 127V128H132ZM168 127H170V130H169V128ZM181 127V128H180ZM209 127V128H208ZM212 127V128H211ZM213 127L215 128L214 130H216V134H215V131H213ZM219 127H221V131H220V135H219ZM224 127V128H223ZM258 127V128H259ZM14 128V129H13ZM22 128H23V130H22ZM116 128V129H115ZM152 128H154V129H152ZM161 128H162V130H161ZM186 129V131L184 130V129ZM189 128V129H188ZM229 128H231L230 126H229ZM254 128V129H255ZM28 131V134L26 133V137L24 136V134H25V132H26V130ZM37 129V130H36ZM56 129V130H55ZM65 131H64V130ZM79 131H78V130ZM137 129L141 132V136L144 138H142V137H140V135H137V134H140V132L139 131H137ZM143 129V130H142ZM174 129V131H172ZM183 129V130H182ZM194 129H203V130H201V133H200V131L199 130H197V134L195 133L196 132V130L195 131H193ZM260 129V130H261ZM10 132H9V131ZM16 130V131H15ZM21 130V131H20ZM131 130H135V131H133V135H132V131ZM147 130V131H146ZM165 131L166 133H164V131L161 133V131ZM178 130V131H177ZM181 130V131H180ZM189 130V131H188ZM209 130V131H208ZM14 131V132H13ZM18 131V132H17ZM25 131V132H24ZM30 131V132H29ZM80 131H83V133L82 132H80ZM168 131H169V133H168ZM177 131V132H176ZM208 131V133L206 134V132ZM226 131V132H225ZM9 134H8V133ZM19 132H22V133H20L19 134ZM55 132V133H54ZM80 132V136H79V133ZM131 132V133H130ZM136 132H137V134H136ZM139 132V133H138ZM170 132H171V134H170ZM178 132H180L179 133V136L177 135L178 134ZM187 132L190 134V135H188L187 134ZM194 132V133H193ZM204 132V133H203ZM209 132H210V134H209ZM225 134H224V133ZM251 132H252V134L251 135H253V138H254V141L255 140H259V134H260V132L258 133V129L257 130H254L253 131V129L251 128ZM4 133H5V131H4ZM19 134L18 136L16 135V134ZM24 133V134H23ZM32 133H33V135L34 136H32ZM60 133V134H59ZM62 133H64V134H62ZM146 133H148V134H146ZM162 135H161V134ZM186 133V134H185ZM213 133H214V135H213ZM257 133H258V135H257ZM38 134H39V136H38ZM70 134V135H69ZM77 134H78V138L76 137L77 136ZM127 134V135H126ZM150 134H151V136H150ZM173 134V135H172ZM175 134V135H174ZM183 136H185V137H183ZM218 134V135H217ZM230 134V135H231ZM30 135V136H29ZM37 137H36V136ZM56 135H58V136H56ZM63 135V136H62ZM66 135H68V138H66ZM75 135V136H74ZM81 135H82V137H81ZM83 135H85L86 137L84 138L83 137ZM128 136V138H132V139H130L131 140V144L128 146H125V151H123L122 150V152L120 151V152H117V149L115 150L114 148H116L117 146H115L114 147V142L112 143V140H114V138H119V137H121V139H123V137H125V136ZM132 135V137H130ZM167 138H170V137H172V141H171V138L170 139H165V137ZM167 135V136H166ZM171 135V136H170ZM181 135V136H180ZM229 135V134H228ZM13 136V137H12ZM32 136V137H31ZM162 136V139H160V140H162V141H160L159 140V138ZM170 136V137H169ZM174 136V137H173ZM191 136V137H190ZM204 136V137H203ZM217 136H220V137H223V139L222 138H220L219 139V137H217ZM257 138H256V137ZM12 137V138H11ZM16 137V138H15ZM21 137V138H20ZM25 137V138H24ZM31 137V138H30ZM59 137V138H58ZM75 137V138H74ZM81 137V138H80ZM140 137V138H139ZM156 137L158 138V139H156ZM180 137H181V139H180ZM183 137V138H182ZM205 137H208V138H205ZM215 137V138H214ZM229 138V140H228V138ZM7 138H8V136H7ZM15 138V139H14ZM28 138L29 139H32L31 141L29 140V142H28ZM35 138H36V140H35ZM56 138H58L57 139V141L55 140ZM112 138V139H111ZM143 139V141L142 142H144V143H141L140 141L141 140H139V139ZM164 138V139H163ZM174 138V139H173ZM191 138V139H190ZM204 138L208 141V143H207V141L205 142V140H204ZM216 138H217V140H216ZM230 138H232V139H230ZM0 139H2V138H0ZM12 139H14V141L12 140ZM16 139H17V141H16ZM34 139V140H33ZM68 139V140H67ZM70 139L72 140V141H70ZM80 139H83L82 141H80ZM87 139H89V141L87 140ZM121 139H119V140H121ZM125 139V138H124ZM136 139V140H135ZM152 139V140H151ZM186 139H188V140H186ZM196 139H197V141H196ZM225 139V140H224ZM226 139L228 140V142L230 143H227L226 144V142L225 143H223V140L224 141H226ZM77 140V141H76ZM133 140V141H132ZM135 140V141H134ZM139 140V141H138ZM144 140H146V141H144ZM150 140H151V142H150ZM165 140H167V141H165ZM179 140V141H178ZM214 140V141H213ZM230 140H232V141H230ZM36 141H38V142H36ZM59 141V142H58ZM66 141V142H65ZM68 141H69V144H68ZM108 141H110V142H108ZM158 141H160V144L159 143H157ZM192 141V144L190 143ZM196 141V142H195ZM212 141V142H211ZM215 141H216V143H215ZM222 142V143H220V144H217L218 142ZM239 141V140H238ZM262 142H263V144H264V139L262 138V140H261ZM260 141V142H261ZM2 142V143H1ZM33 142H34V144H33ZM36 142V143H35ZM52 142H53V144L56 146H54L53 144H52ZM63 142V144H65V145H69L68 147L67 146H65L64 148H63V144H61ZM71 142H73V143H71ZM79 142V143H78ZM84 142H85V145H83L84 144ZM90 142H91V144H90ZM119 142H121V141H119ZM153 142V143H152ZM168 142V144L170 145V147L168 146V148L170 149H166L167 148V145H166V143ZM170 142V143H169ZM174 142H175V144H174ZM178 142V143H177ZM242 142V141H241ZM251 142H253V141H251ZM257 141H255V143H256ZM27 143V144H26ZM29 143V144H28ZM38 143H39V145H38ZM56 143H58V145L56 144ZM75 143H77L78 145L80 144V143H82V144H80V146L79 147H82V148H79V150H82V149H84V147L87 145V148L85 147V150H83L84 151V153L82 152V154H80L81 152H79V150H78V152H77V149L76 148H74V147H77V144H75ZM86 143H89V144H86ZM135 143V144H134ZM139 143H141V146H143L142 148V150H139V151H141V152H139L138 151V149L137 148H139V149H141L139 146H140V144ZM157 143V144H156ZM177 143V144H176ZM189 143V144H188ZM195 143H196V145H195ZM201 143H202V145H201ZM213 143H214V147H213ZM59 144H60V146L61 147H59ZM71 144H74V145H76V146H74V145H71ZM109 144H111V145H109ZM138 144H139V146H138ZM154 144H155V146H154ZM161 144H163V146H164V149H163V146H161ZM184 144H186V145H184ZM209 144V145H208ZM226 145L227 147L230 145V147L229 148H227L226 146H223V145ZM229 144V145H228ZM231 144H235L234 146L232 145V147H231ZM17 145V146H16ZM29 147H28V146ZM30 145H32V147L30 146ZM41 145V146H40ZM48 145V146H47ZM55 147H53V146ZM72 147H71V146ZM91 145V146H90ZM109 145V146H108ZM133 145V146H132ZM137 145V146H136ZM158 145V146H157ZM176 146L175 148H174V146ZM178 145V146H177ZM182 145V146H181ZM184 145V146H183ZM189 145V146H188ZM198 145V146H197ZM217 145V146H216ZM237 145V146H236ZM35 146V147H34ZM48 147V148H43V147ZM110 146H113V147H110ZM131 146H132V152L130 151V148H131ZM146 146H148L147 148H148V151L147 150H145V148H146ZM161 146V147H160ZM166 146V147H165ZM180 146V147H179ZM186 146H188V147H186ZM199 146H200V149H199ZM216 146V147H215ZM218 146H220L219 148H218ZM257 146H258V144H257ZM5 147V146H4ZM30 149H28V148ZM39 147V148H38ZM43 149H42V148ZM89 147V148H88ZM127 147V148H126ZM135 147H137V148H135ZM156 147V148H155ZM159 147V148H158ZM179 147V148H178ZM185 147V148H184ZM222 147V148H221ZM236 147H239V149H237ZM240 147H241V149H240ZM1 147H0V149H2ZM13 148V149H12ZM36 148H38V149H36ZM63 148V149H62ZM67 148H71L70 150H67ZM93 148V149H92ZM158 148V149H157ZM172 148H173V150L174 151H176V153L172 150ZM182 148H184V149H182ZM199 149V150H201V151H198L197 149ZM214 148L218 151L217 153H216V150H214ZM218 148V149H217ZM229 149V150H231L230 152L227 150V149ZM232 148L233 149H236L238 152H240V155L241 156H238V157H240V158H234V153H232L234 150H232ZM41 149V150H40ZM54 149H57V150H54V153L53 152H51V151H53ZM60 149H61V151H62V154L60 153L61 151H60ZM74 149H76V151L74 150ZM92 149V150H91ZM110 149V150H109ZM112 149V150H111ZM137 149V150H136ZM156 149V150H155ZM161 149V150H160ZM179 149V150H178ZM182 149V150H181ZM194 151H193V150ZM212 149V150H211ZM223 149H225V150H227V152L228 153H226L225 152V150H223ZM243 149L245 150V151H243ZM258 149H260V147L258 148ZM8 152H7V151ZM14 150V151H13ZM35 150V151H34ZM40 150V151H39ZM46 150V151H45ZM67 151V153L69 154V152H71L70 153V157H72L73 158V160L75 161H71L70 160V163H72L71 164V167H74V168H76L77 170H76V172H75V169H73L72 170V172L71 173H74V176H73V174L71 175V173H68V172H66L65 173V171H66V166L64 165V163H66V165H67V162L69 161V159L68 160H66L68 157H69V155L67 154V156H62V158L63 159H61L60 157H61V155H63V152L64 151ZM74 150V153L72 152ZM102 150V151H101ZM137 151V154H136V151ZM144 150H145V152H144ZM155 150V151H154ZM180 150H181V152H180ZM198 152H197V151ZM211 150V151H210ZM220 150V151H219ZM243 152H242V151ZM1 151V150H0ZM43 151H44V154H43ZM65 151V152H66ZM98 151V152H97ZM105 151V152H104ZM109 153H108V152ZM111 151H113L112 152V154H111ZM117 153H120L121 155L124 153H127V154H123L122 156L120 155V154H117ZM118 151H119V149H118ZM161 151H163L162 153H161ZM168 151V152H167ZM170 151V152H169ZM172 151H173V153H172ZM185 151L188 153L187 154V156L185 155L186 153H185ZM17 154H16V153ZM32 152V153H31ZM35 152H36V154H35ZM42 152V153H41ZM96 152V153H95ZM100 152V154H97V153H99ZM131 152V153H130ZM143 152V153H142ZM165 152V153H164ZM180 152V153H179ZM193 152V153H192ZM225 152V153H224ZM242 152V153H241ZM38 153H39V155H38ZM48 153H49V155H48ZM52 153V154H51ZM60 153V154H59ZM72 153H73V156H72ZM102 153H103V155H102ZM108 153V156L106 157V159H105V157H103L104 155L106 156V154ZM133 153V154H132ZM143 155H142V154ZM158 153V154H157ZM172 155V156H170V154ZM178 153V154H177ZM185 153V154H184ZM189 153H190V155H189ZM229 153H231V154H229ZM8 154H10L9 155V157H6V156H8ZM14 154V155H13ZM27 154V155H26ZM32 154H34V155H32ZM52 156H51V155ZM54 154V155H53ZM110 154V155H109ZM155 154V155H154ZM160 154V155H159ZM163 154V155H162ZM165 154H169V156H167V155H165ZM175 154V155H174ZM178 156H177V155ZM200 154V155H199ZM214 154V155H213ZM216 154V155H215ZM227 154H229V156L227 155ZM31 155V156H33V159L31 158V157H29V156ZM74 155H76L77 157H78V159H77V157L75 156L74 157ZM101 155V156H100ZM115 155V157H113ZM118 155H120V156H118ZM136 155H139V157H137ZM156 155H159V156H156ZM219 155L221 156V158L219 157ZM226 157H224V156ZM227 155V156H226ZM246 155V154H245ZM11 156V157H10ZM12 156H14V158L16 157V158H18V160L15 158V160H13V159H10V158H12ZM37 156V157H36ZM39 156V157H38ZM44 156V157H43ZM46 156H48V159H47V157ZM55 157V159H54V157ZM110 156H112V157H110ZM129 156V157H128ZM134 156V157H133ZM154 156H156L155 158H154ZM175 156V158H173L172 159V157H174ZM191 156V157H190ZM202 156V157H201ZM233 156V157H232ZM260 156V157H259ZM53 157V158H52ZM108 157H110V158H108ZM131 157V158H130ZM147 157H148V159H147ZM151 157V158H150ZM164 157V158H163ZM218 159H217V158ZM230 159H229V158ZM256 157H258V158H256ZM38 158V159H37ZM44 158V159H43ZM60 160H59V159ZM135 158V159H134ZM158 158V159H157ZM165 160V162L168 164H165V162H163L164 160ZM189 158V160H193V158L194 159H197V160H193V163H192V166L191 165H189L188 164V162L190 163V161L188 160L187 161V159ZM191 158V159H190ZM198 158H199V160H198ZM200 158H201V160H200ZM210 158V159H209ZM213 158V159H212ZM260 158V159H259ZM28 159V160H27ZM30 159V160H29ZM46 159V160H45ZM84 159H85V161H84ZM112 159V160H111ZM127 159V160H126ZM129 159H134V160H129ZM147 159V160H146ZM162 159V160H161ZM174 159H176L177 160V163H178V165H181V166H183L182 167V169L184 170H182L183 171V173L186 171V173H188L189 172V174H191V173H197V172H199L198 174H196L195 175V177L197 178V179H195L194 178V175L193 174H191V175H193L192 176V179L194 180H196V181H198L197 183H195V180H194V183H193V181H192V183L194 184H192V183H190L191 181V179L190 178H186V180H188V182H189V185H188V182L186 181V180H183V182L182 183H178L177 184V186H175V184H173V180H175L176 178V175L173 173L174 171H173V167H166V166H170L169 164H171V162L172 161H174ZM179 159V160H178ZM226 159V160H225ZM228 159V160H227ZM257 159H259V160H257ZM12 160V161H11ZM40 160V161H39ZM47 160H48V162H47ZM49 160H51V161H49ZM101 162H100V161ZM109 160V161H108ZM114 160V161H113ZM160 160H161V162L162 163H164V164H162L161 162H160ZM183 160V161H182ZM212 160H213V162H212ZM256 160V163L254 162ZM18 162L17 164H18V166L20 167V165H21V168H19V167H17L15 164H14V162ZM20 161H21V163H20ZM35 163H33V162ZM44 161H46L47 162V164H48V166L49 167H51V168H53V169H49L48 168V166H46L47 164H46V162H44ZM52 161H53V163H52ZM80 162V164H78L77 166H76V163H78V162ZM93 161V162H92ZM112 161V162H111ZM144 161V162H143ZM170 161V162H169ZM218 161V162H217ZM220 161H221V163H220ZM223 161V162H222ZM226 161V162H225ZM240 161V162H239ZM258 161V162H257ZM24 162V163H23ZM27 162V163H26ZM28 162H30V163H28ZM50 162V163H49ZM56 162H58V163H56ZM117 164V166H115V164ZM186 162V163H185ZM208 163V162H211V163H213L212 165H208V167H207V165L206 164H204V166H206V167H204L203 165H201V163ZM216 162V163H215ZM234 162V164H237L235 167H233L234 169L232 170L231 168L232 167H230V166H232L231 164ZM260 162V163H259ZM41 165H40V164ZM45 163V165H43ZM69 163V164H70ZM73 163H74V165H73ZM84 163H85V165H84ZM92 163V164H91ZM99 163H101V164H99ZM105 163L108 165H105ZM110 163V164H109ZM119 163V164H118ZM121 163V164H120ZM160 163L162 164V166L160 165ZM173 163V162H172ZM219 163V164H218ZM243 163V164H242ZM13 164V165H12ZM40 165V166H38V165ZM63 165V167H62V165ZM104 164V165H103ZM133 164V165H132ZM146 164V165H145ZM186 164H187V166H189V167H187L186 166ZM194 164V165H193ZM216 164V165H215ZM221 164V165H220ZM26 165V166H25ZM29 165H30V167H29ZM34 165V166H33ZM56 165V166H55ZM79 165H80V167H79ZM99 165H100V167H99ZM113 165V166H112ZM133 167H132V166ZM156 165H159L158 167L156 166ZM203 166V167H201V166ZM259 165V166H258ZM13 166V167H12ZM28 166V167H27ZM34 167V168H31V167ZM42 166V167H41ZM70 166V165H69ZM82 166L84 167V168H82ZM91 166V167H90ZM107 166V167H106ZM112 166V167H111ZM115 166V167H114ZM149 166L151 167V168H149ZM173 166V165H172ZM234 166V165H233ZM26 167H27V169H26ZM47 169H46V168ZM62 167V168H61ZM68 167V166H67ZM110 167V168H109ZM125 167V168H124ZM155 167H157V168H155ZM187 167V168H186ZM203 168V169H199V171H198V169L196 170V168ZM211 167H212V169H211ZM214 167V168H213ZM228 167V168H227ZM19 168V169H18ZM60 168V169H59ZM87 168V169H86ZM114 170H113V169ZM148 168V169H147ZM164 168V169H163ZM210 168V169H209ZM221 168V169H220ZM80 169V170H79ZM83 169V170H82ZM86 169V170H85ZM90 169V170H89ZM115 169H117V170H115ZM125 169V170H124ZM128 169V170H127ZM140 169V170H139ZM158 169H159V172H158ZM161 169V170H160ZM206 169H208V170H206ZM228 169V170H227ZM235 169H237L236 171V174L238 173V175H240L239 177L240 178H238V175H236L235 174V172H233ZM240 169H242V171L240 170ZM244 169H246V170H248V171H246V170H244ZM68 170V169H67ZM132 170V171H131ZM172 170V171H171ZM212 170H213V173H212ZM214 170H216V171H214ZM240 170V171H239ZM17 171V172H16ZM33 171V172H34ZM40 171V170H39ZM38 171V175H40L41 174V172H39ZM42 171V170H41ZM44 171V170H43ZM54 171H55V174H54ZM57 171V172H56ZM80 171V172H79ZM109 171H111V172H115L116 171V173L118 172V174L116 175V174H114V176H112V175H110L111 174V172L109 173ZM144 171V172H143ZM155 171V172H154ZM207 171V172H206ZM32 172V173H33ZM53 172V173H52ZM64 172V173H63ZM89 172V173H88ZM121 172V173H120ZM152 172V173H151ZM154 172V173H153ZM170 172V173H169ZM231 172V173H230ZM35 173V172H34ZM33 173V174H34ZM51 173V174H50ZM77 173V177H75V174ZM80 173V174H79ZM105 173H107V174H105ZM172 173H173V176L175 175V177H173L172 176ZM209 173V174H208ZM241 173V174H240ZM244 173V174H243ZM249 173H251V170H250V172ZM15 174H12L10 177L9 176H6V174L5 175H3V178L2 179H4V181L5 182H7L8 180L7 179H10L8 182L9 183H11L12 181H13V179H12V177H16V175ZM31 174V173H30ZM50 174V175H49ZM79 174V175H78ZM84 174H85V177H84ZM122 174H124V175H122ZM129 174V175H128ZM138 174V175H137ZM152 174V175H151ZM154 174V175H153ZM164 174V175H163ZM166 174V175H165ZM170 174H171V176H170ZM185 174V173H184ZM205 174V175H204ZM232 174V175H231ZM15 175V176H14ZM65 175V176H64ZM69 175V176H68ZM73 177H71V176ZM97 175V176H96ZM120 175V176H119ZM125 175L126 176H128V177H125ZM135 175H137V176H135ZM144 175V176H143ZM156 175V176H155ZM186 175V174H185ZM229 175H230V177H229ZM247 175V174H246ZM252 175H253V177H252ZM260 175H259V180L261 179L260 178ZM262 175V176H263ZM34 176H37V174L36 175H34ZM56 176V177H55ZM80 176H82L81 178H79ZM117 176H119L118 178H120L119 180H118V178H116ZM147 176V177H146ZM163 176H165V178H162ZM236 176H237V178H236ZM247 176H250V180L252 181V180H258L257 179V177H255V179H253L254 178V174H251V175H247ZM59 177H61V179L59 178ZM108 177V178H107ZM110 177V178H109ZM122 177V178H121ZM133 177V178H132ZM137 177H138V179H137ZM149 177V178H148ZM173 177V178H172ZM188 177V176H187ZM191 177V176H190ZM209 177V178H208ZM243 177V178H242ZM77 178V179H76ZM98 178V179H97ZM112 178V179H111ZM145 178V179H144ZM172 178V179H171ZM227 178L228 179H230V180H228V181H226L227 180ZM252 178V179H251ZM60 179V180H59ZM73 179V180H72ZM74 179H75V181H74ZM86 179H88L87 181H86ZM109 179V180H108ZM130 179V180H129ZM161 179V180H160ZM219 179V180H218ZM245 179V180H244ZM12 180V181H11ZM77 180H80V182L78 181V183H76L77 182ZM81 180H83L82 182H81ZM106 180V181H105ZM113 181V183H111L112 181ZM117 182H115V181ZM124 180H126V181H124ZM139 180V181H138ZM167 180V181H166ZM237 180V181H236ZM238 180H239V182H238ZM241 180V181H240ZM244 180V181H243ZM11 181V182H10ZM73 181H74V183H73ZM86 182V184H85V182ZM118 181H119V186L117 187V185L116 184H118ZM120 181L122 182L121 184H120ZM130 181V182H129ZM157 181V182H156ZM172 181V182H171ZM212 181V182H211ZM219 181V182H218ZM235 181V182H234ZM261 181H263V179H261L260 181H256V187L255 186H253L254 188H259V186H260V189L262 190L263 188H262V185H263V187H264V182H261ZM107 182V183H106ZM123 182H125V183H123ZM128 182V183H127ZM132 182V183H131ZM161 182V183H160ZM187 182V183H186ZM202 182L204 183V184H202ZM206 182V183H205ZM209 182V184H207ZM245 182V183H244ZM257 182H260V185L259 186H257L259 183H257ZM91 185H90V184ZM217 183V184H216ZM226 183V184H225ZM81 184V185H80ZM114 184L116 185V186H114ZM123 184V185H122ZM127 184V185H126ZM155 184V185H154ZM163 184H167V186H165V185H163ZM174 185V187H175V189L173 188V186L172 185ZM182 184H187V186L185 185V187H184V185L182 186ZM224 184V185H223ZM243 184H245V185H243ZM262 184V185H261ZM102 185H104V187L102 186ZM131 185V186H130ZM157 185V186H156ZM181 185V187H183V188H180L179 190H181V191H179L178 190V188L177 187H179ZM201 185V186H200ZM214 185H215V188H214ZM219 185V186H218ZM223 185V186H222ZM75 186H77V187H75ZM81 186V187H80ZM85 186V187H84ZM95 186V187H94ZM191 186H193L192 188H191ZM205 186V187H204ZM207 186V187H206ZM211 186V187H210ZM247 186H249V187H247ZM101 187V188H100ZM117 187V188H116ZM132 187V188H131ZM170 188V190H169V188ZM190 187V188H189ZM201 187H203V188H201ZM163 188V189H162ZM171 188H173V189H171ZM245 188V189H244ZM75 189V190H74ZM83 189V190H82ZM94 189V190H93ZM97 189V190H96ZM162 189V190H161ZM166 189H168V190H165ZM197 189V190H196ZM201 189H203V190H201ZM220 189V191H222ZM250 189V190H249ZM77 190V191H76ZM99 190V191H98ZM194 190V191H193ZM216 192H215V191ZM104 191H106V192H104ZM165 191V192H164ZM169 191V192H168ZM175 193H174V192ZM83 192V193H82ZM186 192V195L184 194ZM203 192V193H202ZM222 192H224V191H222ZM157 193V194H156ZM197 193H198V195H197ZM216 193V194H215ZM254 193V192H253ZM83 194H85V195H83ZM88 194V195H87ZM158 194H160V195H158ZM181 194H183L182 196H181ZM192 194H194L193 196H191ZM204 194H206V195H204ZM254 194H256V193H254ZM77 195V196H76ZM139 196V198H138V196ZM145 195L147 196V197H145ZM178 195H179V197H178ZM83 196V197H82ZM86 196H88V197H86ZM107 196V197H106ZM131 196H136L137 198H138V200L141 198V199H145L146 200V202H145V200H143V203L145 202V204H144V206H143V203L141 204V205H139L141 202H139V201H137V198H133L132 199V197ZM145 198H144V197ZM191 196V197H190ZM210 196V197H209ZM86 197V198H85ZM143 197V198H142ZM175 197V198H174ZM176 197H178V198H176ZM70 198V199H69ZM73 198V199H72ZM81 198V199H80ZM82 198H84V199H82ZM96 200H95V199ZM98 198V199H97ZM147 198H148V200H147ZM171 198V199H170ZM173 198V199H172ZM189 198V199H188ZM206 198V199H205ZM213 198H214V200H213ZM92 199V200H91ZM101 199V200H100ZM140 199V200H141ZM191 199V200H190ZM220 199V198H219ZM229 199H231V198H229ZM100 200V201H99ZM132 200H135V201H132ZM172 200V201H171ZM174 200H175V202H174ZM178 200V201H177ZM223 200V199H222ZM222 200L220 201V202H222ZM75 201V202H74ZM84 201V202H83ZM97 202V203H95V202ZM104 201V203H101V205H100V202H103ZM149 201H151V202H149ZM171 201V202H170ZM209 201V202H208ZM73 202V203H72ZM90 202V203H89ZM96 204V206H95V204ZM133 202V203H132ZM136 202L138 203V205H136ZM166 204H165V203ZM179 202V203H178ZM225 201H223L222 203H224ZM81 203H83V204H81ZM99 203V204H98ZM109 203V204H108ZM112 203H114V204H112ZM150 203V204H149ZM172 204V206H171V204ZM177 203L179 204V205H177ZM252 203V202H251ZM250 202H249V204L248 205H250L251 204ZM259 203H260V201H259ZM88 204V205H87ZM134 204H135V206H134ZM199 204V205H198ZM209 204V205H208ZM212 204V205H211ZM83 205V206H82ZM100 206V208L98 209V207ZM122 205V206H121ZM161 207H160V206ZM167 205H169L170 206V208H169V206L167 207ZM174 205V206H173ZM175 205H177V206H175ZM217 205V206H216ZM223 205H225L227 208H225ZM255 205V206H254ZM260 205H261V203H260ZM81 206V207H80ZM88 207L89 209L87 210V208H83V207ZM123 207V208H121V207ZM129 206V207H128ZM164 206V207H163ZM204 206V207H203ZM208 206V207H207ZM210 206V207H209ZM230 206H231V203H230ZM262 206V205H261ZM96 209H95V208ZM112 207V208H111ZM144 207V208H143ZM157 207V208H156ZM199 207H201V208H199ZM208 209H207V208ZM218 207H220V209L218 208ZM247 207H249V206H247ZM255 207V208H254ZM264 207V206H263ZM78 210H77V209ZM102 208V210H103V213L105 214L104 216H103V214H102V216H101V214L100 213H102L101 211H100V209ZM107 208V209H106ZM112 209V211H111V209ZM127 208V209H126ZM143 208V209H142ZM152 208H154V210L152 209ZM161 208V209H160ZM173 208V209H172ZM195 208V209H194ZM203 208H205V209H203ZM215 208V209H214ZM225 208V209H224ZM240 208V207H239ZM84 209V210H83ZM121 209H123L124 211H122ZM142 209V210H141ZM205 210V212L204 211H202V210ZM228 209V210H227ZM241 209V208H240ZM244 209V208H243ZM75 210H77L76 212H75ZM97 211L98 210V212H96L97 213V215L99 216H101V219H99V217L96 215L95 216V218H94V212H92V211ZM109 210V211H108ZM146 210H149V211H146ZM172 210V211H171ZM192 210V211H191ZM193 210H195V211H193ZM201 210V211H200ZM221 210V211H220ZM84 211H85V213H84ZM100 211V212H99ZM106 211V212H105ZM111 211V212H110ZM135 211H137V215H136V212ZM139 211H140V213H139ZM143 211V212H142ZM150 211H151V213H150ZM162 211V212H161ZM197 211L198 212H204L203 214H197V216L196 215H194L195 214V212L197 213ZM211 211V212H210ZM227 212V213H225V212ZM231 213L230 215H229V212ZM263 211V212H262ZM80 212V214H78V213ZM82 212V213H81ZM89 212V213H88ZM110 212V213H109ZM146 212H148V213H146ZM194 212V214H192ZM213 212V213H212ZM215 212V213H214ZM217 212V213H216ZM233 212H236L237 214H233ZM246 212H248V213H246ZM254 212V213H253ZM77 213V214H76ZM134 213V214H133ZM207 213H208V215H207ZM210 213H212L210 216H209V214ZM225 213V214H224ZM258 213H259V215H258ZM155 214V215H154ZM228 214V215H227ZM134 215H136V216H134ZM142 215V216H141ZM147 217H145V216ZM206 215V216H205ZM224 215V216H223ZM233 215H234V217H233ZM237 215V216H236ZM242 215V216H241ZM252 215V216H251ZM79 216V217H78ZM137 216H139V217H137ZM193 216H195V217H193ZM207 216H209V217H207ZM215 216V217H214ZM221 216H222V218H221ZM236 216V217H235ZM250 216H251V218H250ZM142 217V218H141ZM153 217H155V218H153ZM206 217V218H205ZM228 217H231V219L230 218H228ZM60 218V217H59ZM78 218V219H77ZM83 218V219H82ZM97 218V220H95ZM228 218V219H227ZM235 218H236V220H235ZM242 218L244 219V220H242ZM250 218V219H249ZM74 219V220H73ZM86 219H87V221H86ZM106 219V220H105ZM135 219V220H134ZM145 219V220H144ZM174 219V220H173ZM197 222H200L201 221V223L202 224H198V225H196V224H193V222H195L194 220ZM222 219V220H221ZM247 219V220H246ZM261 219V218H260ZM259 219V220H260ZM151 220V221H150ZM203 220V221H202ZM218 220V221H217ZM234 220V221H233ZM239 220V221H238ZM248 222H246V221ZM58 221V220H57ZM65 221V222H64ZM82 221V222H81ZM102 221V222H101ZM209 221H211V222H209ZM216 221V222H215ZM59 222V221H58ZM101 222V223H100ZM111 222V223H110ZM114 222H115V224H114ZM55 223V224H54ZM69 223V224H68ZM260 223H261V221H260ZM50 224H52V225H50ZM80 224L81 225H83V227H80ZM91 224V225H90ZM101 224V225H100ZM189 224V225H188ZM93 225V226H92ZM53 226V227H52ZM57 226V227H56ZM97 226V227H96ZM104 226V227H103ZM224 226V227H223ZM75 227V228H74ZM80 227V228H79ZM96 227V228H95ZM103 227V228H102ZM116 227V228H115ZM200 227H202V228H204V229H199ZM56 228V229H55ZM86 228V229H85ZM91 228H93V229H91ZM97 228H99V229H101V230H99V229H97ZM117 228H119V229H117ZM128 228V229H127ZM145 228V229H144ZM195 228H198V230L200 231H198V230H196L197 232H195V234H194V236H192V237H190L189 236V232H191V230L193 229H195ZM49 229H52L51 231L49 230ZM56 231H55V230ZM61 229V230H60ZM75 230V233H74V230ZM95 229H96V231H95ZM111 229V230H110ZM117 229V230H116ZM149 229V230H148ZM206 229H207V232H206ZM209 229H212V230H214V231H218L219 232V237H217L216 238V242H214V241H212L211 240V237L209 238V235H207V238L205 239L203 236H206V234H208V232L211 234V232L209 231ZM223 229V230H222ZM232 229H234V230H232ZM123 230V231H122ZM203 230V231H202ZM205 230V231H204ZM221 230V231H220ZM228 230L230 231V232H228ZM97 231L98 232H100V233H97ZM101 231H102V233L105 235H103L102 233H101ZM132 231V232H131ZM159 231V232H158ZM161 231H163V233L161 232ZM181 231V232H180ZM202 231V232H201ZM232 231H234V232H232ZM130 232V233H129ZM142 232H144V233H146V234H144V233H142ZM150 232V233H149ZM173 232V233H172ZM174 232H175V234H176V232H177V234L179 235V237L177 238V234L176 235H173L174 234ZM186 232H188V233H186ZM199 232V233H198ZM225 233V235H224V233ZM71 233H73L72 235H71ZM93 233V234H92ZM110 233V234H109ZM111 233H113L112 235H111ZM115 233V234H114ZM117 233V234H116ZM119 233H120V235H119ZM121 233H124L123 235L121 234ZM160 233H161V235H160ZM200 233H204L203 235H201ZM223 233V234H222ZM229 233H232L231 235H227V234H229ZM262 233H263V231H262ZM86 234V235H85ZM99 234H100V236H99ZM108 234V235H107ZM191 234V233H190ZM199 234H200V237H199ZM74 235V236H73ZM167 235H169L168 237H167ZM172 235V237H170ZM198 235V236H197ZM263 236H261V237H263L262 239L264 240V233L262 234ZM72 236V237H71ZM176 236V237H175ZM233 237L234 239L232 240V238L231 237ZM92 237H93V239H92ZM98 237L100 238V239H98ZM194 237V238H193ZM18 239H17V241H21L22 239H20L19 237H17ZM51 238H52V240H51ZM138 238H140V239H138ZM148 238V239H147ZM230 238V239H229ZM238 238V237H237ZM241 238V237H240ZM92 239V240H91ZM94 239H95V241H97V242H95L94 241ZM152 239L154 240V241H152ZM157 239V240H156ZM195 239H197V240H195ZM205 239V240H204ZM208 239V240H207ZM220 239V240H219ZM117 240V241H116ZM124 240H125V242H124ZM128 240V241H127ZM130 240V241H129ZM222 240V241H221ZM24 240H22V242H17V243H19V244H21L22 243V245H20V246H22L23 247V249L26 251V253H25V251L20 247L19 249H21V251L23 252V253H25V256H23V258L26 260L27 259V247H26V242H23ZM56 241V242H55ZM60 241V242H59ZM124 243H123V242ZM137 241V242H136ZM149 241V242H148ZM151 241V242H150ZM160 241V242H159ZM188 241V242H187ZM193 241V242H192ZM213 243H212V242ZM222 243H220V242ZM232 241V242H231ZM238 241V242H237ZM16 242V241H15ZM95 242V243H94ZM101 242V243H100ZM130 243V244H128V243ZM135 242V245H131V243L133 244ZM159 244H158V243ZM196 242V243H195ZM198 242H200V243H198ZM223 242H225V243H223ZM241 242V243H240ZM16 243V244H17ZM50 243V244H49ZM78 243H80V244H78ZM139 243V244H138ZM184 243V244H183ZM220 243V244H219ZM242 243H244L243 244V246H245L244 248H242L241 249V247L242 246H240V245H242ZM25 244V245H24ZM39 244V243H38ZM121 244V245H120ZM127 246H126V245ZM138 244V245H137ZM214 244V245H213ZM230 245V246H228V245ZM236 245V247H235V245ZM240 244V245H239ZM119 245V246H118ZM123 245V246H122ZM129 245V246H128ZM142 245V246H141ZM157 247H156V246ZM186 245V246H185ZM199 246V248H198V246ZM227 245V246H226ZM237 245H238V247H239V250H241V251H239V252H237V251H235V253L237 254V256H236V254H234L233 253V251L235 250V248H236V250H237ZM0 246H1V244H0ZM17 246H19V245H17ZM50 246V247H49ZM131 246V247H130ZM142 248H141V247ZM86 247V248H85ZM126 247V248H125ZM140 247V248H139ZM218 247H219V249H218ZM228 247H232L231 249H234V250H231V249H229ZM235 247V248H234ZM111 248V249H110ZM179 248H182L183 249V252L181 253V254H183V256L179 253V251L177 252V250L179 249ZM186 248V249H185ZM201 248V249H200ZM213 248V249H212ZM229 250H228V249ZM40 249V251H43V249L42 248H39ZM59 249V250H58ZM65 249H67V251L68 252H66L65 251ZM86 249V250H85ZM122 249H125V250H121ZM132 249V250H131ZM135 249V250H134ZM139 249V250H138ZM158 249V250H157ZM159 249H160V251H159ZM198 249V250H197ZM222 249H224L223 251H221ZM244 249H246V252H245V250ZM84 250H85V252H84ZM118 250H120V252L118 251ZM141 250H142V252H141ZM150 250H152V251H150ZM154 250H156L155 251V253L156 252H158V253H156V255H155V253H154ZM171 250H173V251H171ZM174 250H176V251H174ZM193 250H194V252H193ZM197 250V251H196ZM209 250V251H208ZM118 251V252H117ZM130 251V252H129ZM134 253H133V252ZM140 251V252H139ZM145 251V252H144ZM167 251V252H166ZM171 251V252H170ZM205 251V252H204ZM206 251H208V252H206ZM218 251H219V253H221V254H219L218 253ZM0 252H1V249H0ZM58 252V253H57ZM89 252V253H88ZM98 253V255H97V253ZM121 252H122V254H121ZM123 252H125V253H123ZM170 252V253H169ZM177 252V253H176ZM228 252H232L231 254L230 253H228ZM241 252V253H240ZM86 253V254H85ZM92 253V254H91ZM100 253V254H99ZM129 253V254H128ZM133 253V255L131 256V254ZM136 253V254H135ZM144 253V255L146 256L147 255V258L148 257H150V258H148V260H146V257H145V260L143 259L144 258V255L142 256V254ZM147 253V254H146ZM205 253V254H204ZM215 253V254H214ZM91 254V255H90ZM94 254V255H93ZM102 254V255H101ZM138 254V255H137ZM149 254V255H148ZM151 254L155 257H159V259L158 260H156L157 258L155 257V259H153L154 257L153 256H151ZM159 254V255H158ZM171 254V255H170ZM176 254V255H175ZM180 254V255H179ZM186 254H187V256H186ZM190 254V255H189ZM192 254V255H191ZM203 254V255H202ZM219 254V255H218ZM227 254V255H226ZM94 256V259H92V257ZM116 255H118V256H116ZM124 255V256H123ZM139 255H141V258L139 257ZM175 255V256H174ZM4 256V255H3ZM92 256V257H91ZM96 256V257H95ZM104 256V257H103ZM107 256H109V258L107 257ZM162 256V257H161ZM177 256V257H176ZM199 256V257H198ZM246 256V255H245ZM60 257V258H59ZM98 257H99V260H96L95 258H97L98 259ZM105 257H107V258H105ZM114 257H118L119 259H113ZM124 257H126L127 258V261H125L126 260V258L125 259H120V258H124ZM153 257V258H152ZM168 257V258H167ZM170 257H172V258H170ZM176 259H175V258ZM198 257V258H197ZM206 257H207V259H209L210 258V260L209 261H211V260H213L211 263L210 262H208L207 263V259H206ZM209 257V258H208ZM262 257V259L264 260V256H260V258ZM5 258V259H4ZM103 258H104V260H103ZM112 258V259H111ZM129 258V259H128ZM130 258H131V260H130ZM183 258V259H182ZM189 258V259H188ZM202 258V259H201ZM206 259V261H205V259ZM212 258V259H211ZM235 260H234V259ZM3 259L5 260V262H7L8 261V259H7V257H3ZM64 259V260H63ZM152 259H153V261H152ZM161 259V260H160ZM167 259V260H166ZM178 259V260H177ZM187 259H188V261H187ZM196 259V260H195ZM199 259V260H198ZM203 260L202 262H201V260ZM237 259V260H236ZM106 260V261H105ZM108 260V261H107ZM112 260V261H111ZM116 260V261H115ZM129 260V261H128ZM141 260H143V261H141ZM155 260V261H154ZM163 260V261H162ZM166 260V261H165ZM99 261V262H98ZM123 261H125V262H123ZM150 263H149V262ZM170 261V262H169ZM261 261V259H259V264L261 263L260 262ZM104 262H106V263H104ZM152 262V263H151ZM155 262V263H154ZM7 263H9V261L7 262ZM165 263V264H166ZM182 263V262H181ZM191 263V264H192ZM91 264V263H90Z\"/></svg>","mask_w":264,"mask_h":264},{"label":"bare ground","instance_id":"bare-ground-1","mask_svg":"<svg viewBox=\"0 0 264 264\" xmlns=\"http://www.w3.org/2000/svg\"><path fill=\"white\" fill-rule=\"evenodd\" d=\"M14 2L15 0H13V1H11V0H0V35H2L4 32H2V30H3V28L4 27H7V28H9V29H11L10 31H12L13 32V34H12V32H11V35H12V37H11V35H9L10 36V40H9V42L7 41L5 44H7V43H9V46H8V48L5 46V48H7L6 50H4V48H0V91H2V93L4 94L5 92L6 93H10L9 94V97H8V94L7 95H5V96H7V98L5 99V97L3 98L4 100H13L15 103L16 102H20V100H18L19 98H20V96H21V94L20 93H22V95H23V92H21L23 89H25V90H27L28 92L27 93H29L30 94V92H31V94H36V95H34V97L36 98V96L39 98V100L42 98V97H45V95L43 96V94H50L51 92L50 91H52V90H57V87H58V85H59V87H60V85H61V83H60V79H64V76L63 75H65L66 74V76L69 78H71L70 80L71 81H73L72 79H73V76L69 73V69H65L64 68V66L65 65H67V61H68V59H69V56H71L73 53H71V55H69V52H70V50H69V48L71 47V45L74 43L73 41H71L70 39H64V40H62L63 38H65V35L64 34H66V33H64V30H63V38L61 39V37H62V35H61V33H60V39L58 38V36H56L55 34H56V32H58L59 30L58 29H60V28H56V25L54 26V27H52V26H49L50 25V23H51V20H55V19H52V18H54V17H52L51 18V16L52 15H50V13H52L53 11H51V9L53 10V9H55V6H53L54 4L57 6H59L58 8H64V9H66L65 7L66 6H69V7H67V9L69 8V10H67V13L70 15V17H68V14L67 13H63V14H58L59 15V17H60V19L61 20H63L64 22H65V24H66V22L68 23V22H70L69 24L72 26L73 24H74V28H71V30L73 29V33L71 32V34H73L74 35V33H75V39H77V40H75V42H77V44L76 43H74L73 45H78V47H75V48H78V49H75L74 47V49L76 50L75 51V54H73L74 56L76 55V60L78 61V63H77V65H79L80 66V68H81V70H82V72H80V68H78V70H79V75L78 76H85V78H86V76L89 74V73H87V75H86V72L88 71V70H90V68H91V71H92V73L90 72V74H93L94 72H93V69H94V67H93V63H95L96 61H98V60H96V57L98 56V54H100V51H99V53L97 54V50H95V48H94V46L91 44V43H93V42H91L90 41V37H91V40H93L94 42H96L95 43V45H98V44H101V43H98L96 40H95V37L94 36H89V34H87V25L88 24H86V23H88V22H92L91 24L93 25V22H96V24H94L93 25V27H90V28H92L93 30L94 29H96V31H97V29H98V27H100V25L99 24H101L102 25V23L103 22H105V20H106V22H108L107 24H106V22L104 23L105 24V30H103L104 32L106 31V32H108V28L106 27V26H109V25H114L113 24V22L112 21H116L115 23L117 24L116 25V28L115 29H118V30H120V31H122V33H124L123 32V30L122 29H120V28H123L124 26H122L124 23H126L125 21H127V18L128 17H126V13H124L126 10H127V8H126V6H125V8H124V5L122 6L124 9H126V10H124L123 8L121 9V10H118V11H114L115 10V7H114V5L116 6V4H114V3H117L118 1H120V0H118V1H113L114 3H112L111 2V0H91V1H89V0H82L84 3H83V5L80 7V8H82L83 9V13L81 12V10L79 11V12H81L82 13V15L80 16V18H81V21H79V22H75L73 19H75L74 17L76 16V14H77V12H74L75 10L74 9H72L73 8V5L75 4V2L73 1V0H67V2L68 1H70V5H71V7H70V5L67 3V5L65 4L66 2L64 1V0H25V1H28L27 3L29 4V6H30V11H31V19H30V17L28 18V17H26V14L28 15V11H27V13L24 15V13H25V11L23 12V11H21V10H23V8H22V6L24 5V3L23 2H21V0H20V2H18L19 0H17V1H15V2H18L20 5H22L21 3H23V5L21 6V8L22 9H18L17 10V12H15V9H14V6H15V2L13 3V4H11L10 2ZM23 1V0H22ZM24 1V2H25ZM62 1H64V2H62ZM76 1V0H75ZM82 1L80 2V3H82ZM85 1H87V3H88V5L91 3H94V4H96L94 7L95 8H93V15L91 14V8L90 9H88L89 8V6L87 5V6H85L84 4H85ZM93 1V2H92ZM123 2H124V0H122ZM134 0H132V1H129V3L130 2H133ZM139 1H141V0H139ZM138 1V2H139ZM149 1V0H148ZM153 1H155V0H153ZM161 1V0H160ZM176 1L177 0H175V1H173L174 3H176ZM179 1V0H178ZM177 1V6L179 5V2ZM184 1H186V0H184ZM226 1V0H225ZM224 1V2H225ZM229 1V0H228ZM227 1V2H228ZM259 1H261V0H247L246 2H247V4L246 5H244V3H245V0H233L232 2H233V4H235V6L239 9V10H241V12L242 11H244V13L245 12H247L248 13V15H249V17H248V19L246 20V18L244 17V19L247 21L246 23H245V20H243L244 22V24H245V27H244V24H243V30L241 31V33H239V37H237L236 38V35L234 36L233 35V29L231 28V27H229L228 29H227V33H226V35L224 36H222V37H224V40H222L223 38H221L219 35H215V34H212L211 33V31H210V33H209V31H205V32H208L207 33V35H206V33L202 30V32H204L205 34H203L202 33V35H205V37H203L204 39H206L207 38V40H208V38H209V42H211V46H212V48H214V49H216V52L218 53V52H220V54H221V56L222 57H220L221 59H222V61H221V63H217V65L215 64V75H216V77L215 76H213L214 78H211L212 76H211V74H210V76L211 77H209V75H208V77L210 78V79H212L211 81H212V83H213V79H216L219 83H217V81H216V83L217 84H219V85H221L222 86V88L224 87V89L226 88L227 89V91H229V92H235V95H239V99L241 98V100H239L238 98V103H242L243 102V104H242V106H245L246 105V108H245V112H246V114H243V112H242V114H243V116H241V114H239L242 110V108L240 109L241 111L238 113V104L234 101H231V102H233V104H235L234 105V107L233 108H235V106L237 105V108L238 109H234V112L233 113H230L232 110H229L230 109V106H232V105H228L229 106V109H228V106H226V105H224L225 103H227V102H224V98H226V97H224V96H222V97H224L223 99H222V97H220L221 99H218L217 101L218 102H215V99H216V97H214V103H213V101L212 102H210V103H213V105L210 107V108H208V105H209V101L207 102L208 104L206 105V103L205 104H203L202 106H200L202 103H204L203 101H205V99L202 101L201 100V102L202 103H200V105L198 104V106H200V112H198V114H196V116H197V118L199 119V121H200V118L201 117H203L202 115H204L206 118H207V116H209V112H212V113H214L213 111H214V108H216V106H217V108L219 107L220 109H224V107L227 109V111H226V117L225 116H223L224 117V119L226 118L227 119V117H228V114L230 113V115H229V119H225L226 121H228V122H226L225 123V121L223 120V124L225 125H222V124H220L221 125V127L222 126H224L223 128L224 129H226V128H228L229 129V131L231 130V132L233 133V134H231L230 132L226 135V136H233V138H235L237 141V143L236 144H238L239 142L241 143V145H242V143H243V141H245V144H246V146H245V144L244 145H242V146H244V147H246L245 148V150H247V152L245 153V154H243L244 156H242V158H240V157H238V156H241L240 155V152H238L236 149H233L232 148V150H234L232 153H234V158L236 157V158H240V159H245V160H242V161H244L242 164L243 165H247L248 163H249V161H248V163H245L247 160H251V159H255V156H258V155H260L261 156V154H262V152H263V150H264V144H263V142L261 141L262 140V138L264 139V132H263V130L261 129V125H260V127H259V125H257V124H255L254 122H255V120H256V118H259V119H262L261 117L263 116L264 117V15L262 16H259L260 15V13H261V10H257V9H263V12H264V1L262 2V3H259ZM135 2V1H134ZM137 2V4H142L141 2H139L138 3ZM142 2H144V0H142ZM146 2V1H145ZM145 2H144V4H145ZM161 2H163L164 4H166V5H168V4H170V3H165L166 1L165 0H162ZM199 2V1H198ZM197 2V3H198ZM201 2H203V1H201ZM210 3H211V1H209ZM212 2H214V3H216L215 1H212ZM26 3V2H25ZM80 3H79V5H80ZM86 3V4H87ZM125 3V2H124ZM128 3V2H127ZM126 3V4H127ZM129 3H128V5H129ZM149 3H151V1H149L148 2V4ZM156 3V2H155ZM154 2H152V4H155ZM182 3H185V2H183V0H182ZM181 3V1H180V5L182 4ZM204 3H206V2H204ZM210 3H209V5H210ZM229 3V2H228ZM254 3V6L252 5ZM255 3L257 4V9H254L253 7H255L256 5H255ZM62 4H65V5H62ZM131 4V3H130ZM151 4V5H152ZM156 4H158V3H156ZM161 4L162 3H159L158 5H160V6H158V8H159V12L161 13V11H164L165 9H164V7H163V9H161ZM171 4H173L172 2H171ZM170 4V5H171ZM202 4V3H201ZM218 4V3H217ZM222 4V3H221ZM221 4H220V6H221ZM13 5V6H12ZM20 5H18L17 4V8H20V7H18V6H20ZM77 5V4H76ZM163 5V4H162ZM185 4H183V6H184ZM189 5V4H188ZM199 5V4H198ZM216 5V4H215ZM4 6V9L7 11V13H6V11H4V14H5V17H3V10H1V9H3L2 7ZM27 6V5H26ZM26 6H24V8H26ZM61 6V7H60ZM63 6H65V7H63ZM109 7L108 9H107V11H106V13H103V9L105 8V7ZM132 6L133 7H135V6H137L136 8H138L139 9V7L141 6H139L138 7V5H133L132 4ZM144 6V5H143ZM146 6H149V5H146ZM146 6H144V9L143 10H145V7ZM156 6V5H155ZM172 6V5H171ZM171 6H169L170 7V9L172 8ZM176 5L174 4V7H175ZM182 6V5H181ZM181 6L179 7V8H181ZM186 6V5H185ZM196 6V5H195ZM206 6V5H205ZM223 6V5H222ZM229 6V5H228ZM233 6V5H232ZM232 6L230 7V8H232ZM261 7V8H259V7ZM15 7V8H16ZM93 7V6H92ZM118 8H119V5L117 6ZM130 7V6H129ZM129 7H128V9H129ZM206 7H208V6H206ZM205 7V8H206ZM211 7H212V5H211ZM215 7V6H214ZM218 7V6H217ZM252 7V9H250V8ZM6 8H8V10H9V13H10V15L8 16L7 14H9L8 13V10L6 9ZM28 8V7H27ZM57 8V9H58ZM178 8V7H177ZM186 9L188 8V6L187 7H185ZM184 8V9H185ZM210 8V7H209ZM208 8V9H209ZM219 8V7H218ZM221 9H222V7H220ZM234 8V10H235V7H233ZM57 9H55V13L57 12L56 10ZM135 8H133V10H134ZM154 9V8H153ZM161 9V10H160ZM170 9H169V11H170ZM176 9V8H175ZM175 9H173L174 10V12H176V14L177 15H179L180 13H178V11H180V10H175ZM183 9V8H182ZM193 9V8H192ZM195 9V8H194ZM201 10H200V12L202 13L203 12V10H204V5L203 6H201V8H200ZM216 9V8H215ZM238 9H236V10H238ZM76 10H79V9H76ZM88 10V11H87ZM90 10V11H89ZM122 10H124V12L122 11ZM130 10V9H129ZM132 10V9H131ZM130 10V11H131ZM132 10V11H133ZM140 10H142V8L140 9ZM139 10V11H140ZM142 10V11H143ZM155 10H157V9H155ZM197 10V9H196ZM210 10V9H209ZM212 10V9H211ZM211 10H210V12H211ZM220 10V9H219ZM223 10V9H222ZM222 10H220V12L222 11ZM250 10H252L251 12H250ZM58 11H59V9H58ZM61 11H64V10H61ZM129 11V12H130ZM146 11H148V10H146ZM149 11H150V9H149ZM152 11V10H151ZM166 11H168V10H166ZM165 11V12H166ZM186 11V10H185ZM198 11V10H197ZM216 11V10H215ZM214 11V13H215V15H216V12ZM217 11H218V9H217ZM231 11V9L229 10V12ZM233 11V10H232ZM257 11V12H256ZM258 11L260 12L259 14H258ZM90 12V13H89ZM101 12H102V14H105V17H104V15H102V17H101ZM127 12V11H126ZM134 12V11H133ZM133 12H132V16H134L133 15ZM141 12V11H140ZM143 12H145V11H143ZM159 12H158V10H157V13H158V15H159ZM174 12H171L170 11V14L171 13H173L174 14ZM184 12V11H183ZM182 12V13H183ZM199 12V15L201 16V19H198L199 20V23H200V21L201 22H204V21H206V17H204L205 16V12H203L202 14ZM209 12V11H208ZM220 12H218V13H220ZM226 12H227V10H226ZM229 12H227L228 13V15H229ZM55 13H53V14H55ZM76 13V14H75ZM135 13H136V11H135ZM147 13V12H146ZM152 13V12H151ZM150 13V14H151ZM156 13V14H157ZM181 13V14H182ZM217 13V14H218ZM231 13V12H230ZM80 14V13H79ZM78 14V15H79ZM137 14V13H136ZM135 14V16H137ZM154 14H155V11H154ZM155 14V15H156ZM163 14H165V13H162V16H161V14H160V17H163ZM170 14H169V16H170ZM172 14V15H173ZM174 15V17H172V16H170L171 17V19H174V18H176V16L177 15ZM194 14V13H193ZM208 14V13H207ZM237 14V13H236ZM236 14H234V15H236ZM264 14V13H263ZM8 17H7V16ZM33 15V16H32ZM49 15V16H48ZM58 15H54V16H57L58 17ZM130 15V14H129ZM140 15H141V13H140ZM148 15V14H147ZM154 15V16H155ZM167 15V14H166ZM184 15H186L185 13H184ZM196 15H198V14H196ZM212 15V14H211ZM225 15H226V13H225ZM232 15V14H231ZM245 15V14H244ZM11 16V17H10ZM89 16V17H88ZM153 16V17H154ZM181 16V15H180ZM183 16V15H182ZM181 16V17H182ZM214 16V15H213ZM213 16H211V18L213 17ZM11 18L9 21H8V18ZM47 17H49V19L51 18V20H47L46 21V19H47ZM58 17V18H59ZM77 17V16H76ZM129 17H131V16H129ZM142 17V16H141ZM179 17V16H178ZM185 16H183L182 18H184ZM186 17H188L187 19H189L190 17H189V15L188 16H186ZM222 17V16H221ZM225 17V16H224ZM223 17V18H224ZM235 17V16H234ZM233 17V18H234ZM37 18H40V21L39 20H36ZM57 18V19H58ZM78 18V17H77ZM137 18V17H136ZM146 18L147 17H145V20H146ZM182 18H181V20H182ZM192 18V17H191ZM200 18V17H199ZM219 18H220V16H219ZM229 18V16L227 17V19ZM236 18V17H235ZM234 18V19H235ZM252 20H251V19ZM5 19H7V21L5 20ZM30 19V20H29ZM57 19H56V21H57ZM161 19V18H160ZM160 19H159V21H160ZM163 20L165 19V16L162 18ZM170 19V21H172ZM186 19V20H187ZM197 18H195L194 19V21L196 22V21H198V20H196ZM209 19V18H208ZM222 19V18H221ZM220 19V20H221ZM34 20L35 21H37V22H34ZM77 20H79V19H77ZM93 20V21H92ZM140 20V19H139ZM139 20H136V22H138ZM162 20V21H163ZM169 20V19H168ZM190 20V19H189ZM193 20V19H192ZM229 20V19H228ZM249 20H251V21H254V23H255V25H253V22H252V26H250L249 25ZM58 21H59V19H58ZM129 21V20H128ZM141 21V20H140ZM139 21V22H140ZM161 21V22H162ZM177 21H178V19H177ZM180 21V20H179ZM188 21V20H187ZM251 21H250V23H251ZM50 22V23H49ZM135 22V21H134ZM133 22V23H134ZM142 22V21H141ZM183 22H185L186 23V21H184L183 20ZM212 22V21H211ZM219 22V21H218ZM230 22V21H229ZM234 22H235V20H234ZM35 25H34V24ZM54 23V22H53ZM77 23V24H76ZM85 23V24H84ZM111 23V24H110ZM169 23V22H168ZM176 23V22H175ZM179 23H181L182 24V22H179ZM185 23H184V26H186L185 25ZM188 23H189V21H188ZM187 23V25H189ZM198 23V22H197ZM197 23H195V24H197ZM207 23H208V21H207ZM217 23V22H216ZM215 23V24H216ZM225 23L227 24V20L225 21ZM231 23V22H230ZM237 23V22H236ZM241 23V22H240ZM31 24H32V26H31ZM57 25H58V23H56ZM68 24V25H69ZM80 24V25H79ZM128 24V22L126 23V24H124V25H127ZM130 24V23H129ZM177 24V23H176ZM176 24H173V26L175 25L176 26ZM194 24V25H195ZM202 24H204V23H202ZM201 24V25H202ZM209 24V23H208ZM34 25V26H33ZM96 25H98L97 27H96ZM111 25V26H112ZM130 25H132V24H130ZM157 25V24H156ZM165 25V24H164ZM194 25H192V26H194ZM236 25V24H235ZM10 26V27H9ZM62 26V25H61ZM110 26V27H111ZM122 26V27H121ZM129 26V25H128ZM134 26V25H133ZM133 26L131 27V28H133ZM158 26H160V25H158ZM166 26H167V23H166ZM173 26H170L169 27V24H168V27H169V29L171 28V27H173ZM178 26V25H177ZM182 26V25H181ZM196 26H198V25H196ZM196 26H194L195 28H194V30L196 29ZM208 26V25H207ZM210 26H211V24H210ZM47 27H52L53 29L54 28H56L57 30H56V32H55V37H57L58 39L56 40V38L55 37H53L52 35H50L49 34V30H46V28ZM60 27V26H59ZM70 26H68V28H69ZM73 27V26H72ZM109 27V28H110ZM127 27V26H126ZM126 27H124L125 29H126ZM130 27H128L127 29L129 30V29H131ZM163 27V26H162ZM221 27V26H220ZM232 27H234V25L232 26ZM242 27V26H241ZM248 27H249V29L251 28L252 29V27H254L252 30L254 31H250L251 33H249L248 32ZM21 28H24V29H26V30H28V32L30 33V32H32L29 36L27 35V34H25L26 32H24V30L23 29H21ZM29 28H30V31H29ZM31 28L33 29V31L31 30ZM51 28V29H52ZM103 28V29H104ZM107 28V29H106ZM153 28V27H152ZM155 28V27H154ZM179 28H182V27H179ZM179 28L177 29V32L179 31ZM183 28H185V27H183ZM202 28V27H201ZM260 28H261V30H260ZM18 29H20V30H18ZM62 29H64V28H62ZM88 29H89V26H88ZM92 29H90V31L92 30ZM125 29H124V31H125ZM150 29V28H149ZM167 30H168V28H166ZM186 29V28H185ZM191 29H193V27L191 28ZM5 30V29H4ZM8 30V29H7ZM6 30V31H7ZM22 30V31H21ZM46 30V31H45ZM111 29H109V31H110ZM128 30H126V31H128ZM143 30V29H142ZM144 30H145V28H144ZM146 30H148V29H146ZM151 30V29H150ZM166 30V31H167ZM187 30V29H186ZM185 30V31H186ZM219 30V29H218ZM235 30V29H234ZM239 30H241V29H239ZM10 31L8 30L6 33L8 34V33H10ZM18 31V32H17ZM51 31V30H50ZM55 31V30H54ZM89 31V30H88ZM89 31V33H91ZM95 31V30H94ZM114 31V30H113ZM165 31V32H166ZM181 31H183L184 32V30L183 29H181ZM180 31V32H181ZM98 32V31H97ZM106 32L104 33V34H106ZM115 32V31H114ZM136 31H134V33H135ZM162 32V31H161ZM168 32V31H167ZM169 32H170V30H169ZM176 32V33H177ZM223 33V31L222 30H220V33ZM236 32V31H235ZM258 32H259V35H258ZM16 33V34H15ZM18 33V34H17ZM99 33V32H98ZM127 33H130V32H127ZM150 33V32H149ZM172 34H173V32H171ZM185 33V32H184ZM184 33H182L181 32V37L182 36H184V38H188V36H187V31H186V33L184 34ZM193 33V32H192ZM221 33V34H222ZM263 33V34H262ZM5 34V33H4ZM67 34H70V33H67ZM93 34V33H92ZM115 34V36H116V34L118 35V34H120V32H117V33H114ZM133 34V33H132ZM139 34V33H138ZM216 34H217V32H216ZM235 34V33H234ZM237 34V33H236ZM15 35H19L21 38H22V36L24 37V38H22V39H25L24 41H26L27 42V48L29 49L28 51H26V54H27V56L25 55V53H23V51H21L18 47V44L20 43L19 41L20 40H22V39H18V38H20V37H18L17 36V39H16V36ZM27 35V36H26ZM37 35H39L40 37V39H38V42H40V46L42 47V48H40V49H43V53L42 52H40V50L38 49V43H37V45L35 44V42H33L34 40L32 39V38H36V36ZM59 35V34H58ZM72 35V36H73ZM88 35V36H87ZM99 35V34H98ZM121 35V36H120ZM119 36L122 38V34H120ZM125 35H126V32H125ZM129 35H131V33L129 34ZM134 35V34H133ZM174 35H175V33L173 34V37H174ZM185 35H186V37H185ZM199 35H201V34H199ZM199 35H197L196 34V36H199ZM262 35V36H261ZM5 36H7V35H5ZM71 36V37H72ZM109 36V35H108ZM127 36V35H126ZM126 36H124L125 37V39L124 40H127L126 38L128 37H126ZM166 36V35H165ZM190 36V35H189ZM193 36V35H192ZM207 36V37H206ZM258 36H259V38H258ZM3 37V36H2ZM8 37V36H7ZM56 40V41H53V42H51V39H53V38ZM107 37V36H106ZM105 36L103 37V34L100 36L99 35V37H98V39H101V40H104L103 42H105V40L107 39ZM110 37V36H109ZM108 37V38H109ZM118 36H116V38H117ZM137 37V36H136ZM172 37V36H171ZM172 37V38H173ZM181 37H178V38H180V39H182ZM201 37V36H200ZM199 37V38H200ZM5 38V37H4ZM30 38L33 40V41H30ZM68 38H69V36H68ZM120 38V39H121ZM138 38V37H137ZM145 38V37H144ZM183 38V39H184ZM194 38V37H193ZM198 38V39H199ZM9 38H7V40H8ZM97 39V38H96ZM123 39V38H122ZM129 39V38H128ZM180 39L178 40V41H180ZM195 39V38H194ZM197 39V42L200 40H198ZM15 40V41H14ZM73 40V39H72ZM90 41V43H89V41ZM109 40V39H108ZM119 40V37L117 38V41ZM123 40V41H124ZM146 40V39H145ZM185 40V39H184ZM184 40H182L183 42H184ZM206 40V41H207ZM3 41H5V40H3ZM107 41V40H106ZM111 41V40H110ZM135 41V40H134ZM133 41V42H134ZM172 41V40H171ZM174 41H176V39L174 40ZM186 41V40H185ZM189 41V40H188ZM200 41H202V40H200ZM238 41H239V44H240V42H242L244 45H247L248 47H250V49L251 48H253L252 50H250V52L251 51H253L254 53H255V48H254V46L257 44V43H259V55L257 56L256 54H254L253 52H251V55L253 56H251L252 58H253V60L254 61H256V57H258L257 59H258V61H257V63L260 61V63H261V65H262V67H261V69L259 70V75H258V73H257V69H258V67L257 66H255V67H257V69L254 67V65H255V63H254V65L252 66L253 68L252 69H256V71H254L253 70V72H250V69H249V67L250 66H246V63H245V65L243 64L244 62L241 60L242 58L241 57H239L238 55H237V48L239 47V44H238ZM15 42H18V44H17V46H16V44H15ZM22 42H23V40H22ZM63 42H65V43H63ZM71 42H73V43H71ZM99 42H102V41H100L99 40ZM116 42V41H115ZM115 42H111V43H115ZM128 42V41H127ZM132 42V41H131ZM140 42V41H139ZM145 42V41H144ZM143 42V43H144ZM196 42V41H195ZM194 42V43H195ZM108 43V42H107ZM106 43V44H107ZM110 43V45H112ZM119 43H120V40H119ZM124 43V42H123ZM123 43H122V41H121V45H119V47L117 46V48H118V50H120L119 48L120 47H122V48H124L125 47V43H124V46H123ZM137 43V42H136ZM143 43H142V45H143ZM147 43V42H146ZM179 45H180V43H181V41H180V43L179 42H177ZM188 43V42H187ZM187 43H184V45H186ZM191 43V42H190ZM21 44V46H22V43H20ZM19 44V45H20ZM24 44V43H23ZM63 44V45H62ZM105 44V45H106ZM148 44V43H147ZM155 44H157V43H155ZM174 44H176V43H174ZM178 44H176V45H178ZM197 45H199V43H196ZM92 45V49H94L95 51H97V52H95V51H93V53L96 55V57H95V60H94V62H92V60H91V58H93V57H91V54H93V53H91V46ZM105 45L103 46V47H105ZM109 45V46H110ZM127 45V44H126ZM158 45L159 44H157V47H158ZM166 45V44H165ZM179 45H178V47L177 46H175L177 49H179ZM202 45V44H201ZM204 45V44H203ZM210 45V44H209ZM3 46V47H4ZM144 46V45H143ZM160 46V45H159ZM162 46V45H161ZM168 46H170V45H168ZM187 46V45H186ZM193 46H194V44H193ZM200 46V45H199ZM207 46V45H206ZM258 46V45H257ZM1 47V46H0ZM25 47H26V45H25ZM103 47L102 48H100V50L101 49H103ZM113 47V46H112ZM138 47H139V45H138ZM142 47V46H141ZM256 47V46H255ZM26 48V49H27ZM65 48V49H64ZM143 48V47H142ZM183 48V47H182ZM196 48V47H195ZM195 48H193V49H195ZM243 48V47H242ZM25 49V48H24ZM23 49V50H24ZM74 49H73V52H74ZM139 49V48H138ZM160 49V48H159ZM185 49L186 48H184V52H185ZM197 49H199V48H197ZM197 49H195L196 51H197ZM211 49V48H210ZM3 50V51H2ZM67 50H69V52L67 51ZM99 50V49H98ZM123 50V49H122ZM126 50V49H125ZM139 50H141V48L139 49ZM144 50V49H143ZM152 50V49H151ZM155 50V49H154ZM243 50V49H242ZM247 50V49H246ZM31 52V56L32 57H30L29 55H28V53H30ZM102 51V50H101ZM112 51H115V50H112ZM127 51V50H126ZM137 51V50H136ZM135 51V52H136ZM165 51V50H164ZM163 51V52H164ZM193 51V50H192ZM211 51L213 52V50L211 49ZM240 51H241V49H240ZM5 53L6 55H4L5 57H2L3 56V54L2 53ZM28 52V53H27ZM51 52H53L52 53V57L50 56L51 55ZM68 52V53H67ZM104 53H102V54H104V55H102V54H100L98 57H100V58H98L99 59V61H101L102 60V58H104L105 57V51H103ZM122 52V51H121ZM125 52V51H124ZM154 52V51H153ZM162 52V53H163ZM189 52V51H188ZM243 52V51H242ZM118 52H116V54H117ZM120 53V52H119ZM117 54V55H121V54ZM127 53V52H126ZM143 53V52H142ZM159 53V52H158ZM54 54H56V55H58V57H60V60L61 61H57L58 62V64H55V63H57L56 62V60L57 59H55V58H53V55ZM93 54V55H94ZM125 54V53H124ZM133 54V53H132ZM175 54V53H174ZM177 54V53H176ZM189 54V53H188ZM220 54H219V56H220ZM239 54V53H238ZM241 55L243 54V53H240ZM248 54H249V52H248ZM68 55V57H66ZM94 55V56H95ZM114 55H115V53H114ZM145 55V54H144ZM198 55V54H197ZM213 55V54H212ZM243 55H245V54H243ZM102 56V57H101ZM125 56V55H124ZM167 56V55H166ZM214 56V55H213ZM255 56V57H254ZM57 57V56H56ZM113 57H116V55L115 56H113ZM168 57H169V55H168ZM167 57V58H168ZM180 57H182V56H180ZM189 57V56H188ZM194 57V56H193ZM218 57V56H217ZM68 58V59H67ZM72 58V57H71ZM112 58V57H111ZM128 58V57H127ZM126 58V59H127ZM152 58V57H151ZM166 58V59H167ZM172 58V57H171ZM174 58V57H173ZM192 58V57H191ZM190 58V59H191ZM209 58V57H208ZM245 59H246V56L244 57ZM5 59H7V61L5 60ZM46 59H48L47 61L49 62V64H47V66H46V62H44L43 63V61L44 60H46ZM75 59H69V61H68V65H69V62H70V60H72L71 62L73 63L74 61L73 60H75ZM109 60H110V62H111V59L110 58H108ZM129 59H130V57H129ZM160 59V58H159ZM158 59V60H159ZM169 59H170V57H169ZM179 59H181V61H179V64H181L180 62H182V58H179ZM178 59V60H179ZM190 59H189V61H190ZM194 59V58H193ZM218 59H219V57H218ZM217 59V61H219ZM4 60L7 62V64L6 65H9V66H7V67H5L6 65L3 63L4 62ZM59 60V59H58ZM66 60V62H64ZM109 60L106 62V63H104V64H107L108 62H109ZM113 60H114V58H113ZM131 60V59H130ZM153 60V59H152ZM156 59L154 58V61H155ZM184 60V59H183ZM202 60V59H201ZM205 61H206V59H204ZM89 61H91L92 63H90ZM123 61V60H122ZM141 61V60H140ZM167 61H168V59H167ZM186 61H187V59H186ZM189 61H188V63H189ZM209 61V60H208ZM208 61H207V63H208ZM246 61V60H245ZM8 62H10V63H8ZM63 62H64V66H62V67H60L61 65H60V63L61 64H63ZM109 62V63H110ZM146 62V61H145ZM152 62V61H151ZM173 62H175V60L173 61ZM177 62V61H176ZM196 62V61H195ZM90 65H89V64ZM103 63V62H102ZM108 63V64H109ZM122 63V62H121ZM155 63V62H154ZM157 63V62H156ZM162 63H164V62H162ZM183 63H185L184 61H183ZM216 63V62H215ZM248 63V62H247ZM251 63H252V60H251ZM251 63H249V64H251ZM260 63H258V64H260ZM4 64V65H3ZM13 64V65H12ZM41 64H45L44 66H42ZM96 64H100V63H96ZM175 64H178V63H175ZM212 64H213V62H212ZM249 64H247V65H249ZM258 64H256V65H258ZM10 65H12L11 66V69L10 68H8V67H10ZM42 67H41V66ZM54 65H58L57 66V68H56V66L54 67ZM68 65H67V67H68ZM71 65H73L75 68H77V66H76V63L75 64H71ZM71 65H69V68L71 67ZM90 67H89V66ZM92 65V66H91ZM149 65V64H148ZM151 65V64H150ZM154 65V64H153ZM158 65V64H157ZM167 65V64H166ZM190 65V64H189ZM209 65H211V64H209ZM214 65V64H213ZM252 65V64H251ZM78 66V67H79ZM98 66V65H97ZM168 66L169 65H167V68H168ZM171 66V65H170ZM170 66H169V68H170ZM196 66V65H195ZM247 68H246V67ZM260 66V65H259ZM66 67V66H65ZM74 67H73V69H74ZM88 67H89V69H88ZM176 67V66H175ZM179 67V66H178ZM190 67H191V65H190ZM207 67V66H206ZM60 68H62V70L60 69ZM63 68H64V70H63ZM117 68V67H116ZM152 68V66L151 67H149V69H151ZM162 68H165V67H162ZM177 68V67H176ZM182 68V69H181ZM181 68H178L179 69V72L180 71H182V72H180V74L182 75V73H184L185 71H183L184 69V67L183 66H181ZM192 68V67H191ZM251 68V67H250ZM9 69V70H8ZM71 69V71H73V72H71V73H73V75L74 74H76L77 73V71H76V69ZM110 69V68H109ZM120 69H121V67H120ZM181 69V70H180ZM212 69V68H211ZM123 70V69H122ZM148 70V69H147ZM152 70V69H151ZM187 70V69H186ZM194 70V69H193ZM196 70H198L197 68H196ZM249 70V71H248ZM167 71V70H166ZM188 71V70H187ZM195 71V70H194ZM194 71H191V73L192 72H194ZM202 71V70H201ZM211 71H213V69L211 70ZM76 72V73H75ZM116 72V71H115ZM122 72V71H121ZM120 72V73H121ZM150 72L151 71H149V74H150ZM157 72V71H156ZM169 72H171L172 73V68L171 69H169V71H168V74H170ZM175 72V71H174ZM203 72V71H202ZM250 72V73H249ZM67 73H69L70 75H68ZM96 73V72H95ZM103 73V72H102ZM102 73H101V75H102ZM195 73H197V72H195ZM201 73V72H200ZM206 73H207V71H206ZM206 73H205V75H206ZM208 73H210V72H208ZM214 73H213V75H214ZM78 74V73H77ZM81 74V75H80ZM85 74V75H84ZM156 74H158V73H156ZM173 74V73H172ZM172 74H170V75H172ZM178 74V73H177ZM179 74V75H180ZM105 75V74H104ZM160 75V74H159ZM178 75V76H179ZM185 75H187V74H185ZM193 75V74H192ZM203 75V74H202ZM75 76V75H74ZM89 76V75H88ZM155 76V75H154ZM169 76V75H168ZM176 76V73H175V75L173 76V77H175ZM183 76V75H182ZM201 76V75H200ZM77 77V76H76ZM91 77H93V76H91ZM102 77L103 76H101V79H102ZM167 77V76H166ZM170 77V76H169ZM168 77V79L170 80V78ZM172 77V78H173ZM177 77V76H176ZM181 77V76H180ZM196 77V76H195ZM198 77V76H197ZM84 78V77H83ZM83 79V81L85 80L86 81V83H87V81L88 80H86V79H88V78H86V79ZM100 78V77H99ZM99 78L97 79V78H95V79H97V80H99ZM149 78V77H148ZM161 78V77H160ZM178 78V77H177ZM175 79V81H178V79ZM187 78H188V76H187ZM61 80V82L62 81H64L65 82V79L64 80ZM167 79V78H166ZM166 79H164L165 81L164 82H166ZM167 79V80H168ZM185 79V78H184ZM197 79V78H196ZM210 79H208V80H210ZM42 80V81H41ZM70 80L69 79H67V81H68V83L70 82ZM77 80H79L78 79V77H77ZM76 80V81H77ZM151 80V79H150ZM172 80V79H171ZM170 80V81H171ZM81 81H82V79H81ZM89 81H90V79H89ZM93 81V80H92ZM92 81H91V85L93 86L94 84H92ZM170 81H169V83H170ZM201 81V80H200ZM245 81L246 82H248L247 84L248 85H245L246 83H245ZM259 81V82H258ZM44 83V85H43V83ZM78 82V81H77ZM80 82V81H79ZM100 82V81H99ZM162 82H163V80H162ZM168 82V81H167ZM172 82V81H171ZM173 82H174V79H173ZM182 82V81H181ZM259 83V84H255V83ZM59 83V84H58ZM68 83L66 84V83H63L62 82V84H64V87H65V84H66V87H68ZM70 83H72V82H70ZM85 83V82H84ZM93 83H96L95 81L93 82ZM187 83H188V81H187ZM186 83V84H187ZM197 83H198V81H197ZM210 83V82H209ZM216 83H214L215 84V88H216ZM90 84H88V85H90ZM193 84V83H192ZM80 85H81V82H80ZM160 85V84H159ZM167 85L168 84H166V87H167ZM172 85V83L169 85V86H171ZM177 85V84H176ZM69 86H70V84H69ZM78 86V85H77ZM91 86V87H92ZM164 86V85H163ZM168 86V87H169ZM173 86H174V84H173ZM172 86V87H173ZM180 86V85H179ZM202 86V85H201ZM212 86V85H211ZM218 86V85H217ZM58 87V88H59ZM79 87V86H78ZM94 87V86H93ZM103 87V86H102ZM162 87V86H161ZM167 87V88H168ZM54 88H56V89H54ZM95 88V87H94ZM171 88V87H170ZM176 88V87H175ZM183 88V87H182ZM203 88V87H202ZM208 88H210L209 87V85H208ZM218 88V87H217ZM216 88V89H217ZM221 88V87H220ZM22 89V90H21ZM60 90H64V88L63 89H61V88H59ZM59 89H58V94H60L61 93V91H59ZM163 89V88H162ZM211 89V88H210ZM215 89V90H216ZM67 90V91H66ZM66 90H64L65 92H67V93H70L69 91H68V88L66 89ZM93 90V89H92ZM165 90H166V88H165ZM170 90V89H169ZM181 90V89H180ZM213 90V89H212ZM214 90V91H215ZM220 90V89H219ZM30 91V92H29ZM71 91V90H70ZM161 91V90H160ZM176 91H177V89H176ZM182 91V90H181ZM180 91V92H181ZM186 91V90H185ZM203 91V90H202ZM201 91V92H202ZM218 91V90H217ZM216 91V92H217ZM26 92V91H25ZM43 92V93H42ZM48 92H50V93H48ZM55 92V91H54ZM162 92H165L164 90L162 91ZM168 92V91H167ZM171 92V91H170ZM169 92V93H170ZM184 92V91H183ZM182 92V93H183ZM216 92H215V95H216ZM220 92V91H219ZM225 92V91H224ZM231 92V93H232ZM11 93H12V98H11ZM19 93V94H18ZM159 93V92H158ZM157 93V95L159 96H161L163 93H161L160 92V94H158ZM168 93V94H169ZM223 93V92H222ZM221 93V94H222ZM228 93V92H227ZM1 94V93H0ZM15 94L17 95V96H19V98H17L16 99V97L17 96H15ZM31 94H30V100H31V102H32V99H33V96H32V98H31ZM54 94V93H53ZM66 94V93H65ZM94 94V93H93ZM96 94V93H95ZM127 94V93H126ZM165 94V93H164ZM178 94H180V95H177L178 97L179 96H182L181 95V93H179L178 92ZM184 94V93H183ZM230 94V93H229ZM233 94V93H232ZM13 95H14V97H15V99L16 100H14V97H13ZM28 95V94H27ZM51 95H52V93H51ZM63 95H64V93H63ZM70 97H71V95L70 94H68ZM68 95H66V96H68ZM123 95V94H122ZM122 95H121V97H122ZM188 95V94H187ZM193 95V94H192ZM223 95V94H222ZM225 95H226V93H225ZM2 96V95H1ZM49 96V95H48ZM58 97H59V95H57ZM56 96V92H55V98L57 97ZM65 96V97H66ZM68 96V97H69ZM119 95H117V97H118ZM159 96V97H160ZM170 96H172V95H170ZM169 96V97H170ZM176 96V97H177ZM230 96H232V95H230ZM237 96H235V98L237 97ZM28 97V96H27ZM47 97V96H46ZM52 97H53V95H52ZM67 97V98H68ZM156 97V96H155ZM174 97H175V95H174ZM184 97V96H183ZM218 97V98H219ZM24 98V97H23ZM23 98H22V100H23ZM34 98V99H35ZM48 98V97H47ZM47 98H42L41 100H44V102L45 103H47ZM49 98H51V96H49ZM97 98V97H96ZM164 98V97H163ZM187 98V100H188V96L186 97ZM196 98V97H195ZM202 98V97H201ZM205 98V97H204ZM233 99H234V97H232ZM231 98V99H232ZM2 99V97H1V101L3 100ZM33 99V100H34ZM58 99H60V97L59 98H57V100ZM61 99H62V97H61ZM63 99H65L66 100V98H64L63 97ZM62 99V100H63ZM81 99V98H80ZM111 99V98H110ZM118 99H120V98H118ZM144 99V98H143ZM171 98H169V100H170ZM209 99H211V98H209ZM232 99V100H233ZM3 100V101H4ZM11 100V101H12ZM18 100V101H17ZM38 100V99H37ZM36 100V101H37ZM38 100V101H39ZM61 100V101H62ZM65 100H63V101H65ZM68 100V99H67ZM70 100H72V99H70ZM131 100H132V98H131ZM138 100V99H137ZM169 100H166V101H169ZM206 100H208V99H206ZM220 100H223V101H220ZM228 100V99H227ZM226 100V101H227ZM235 100V99H234ZM0 101V102H1ZM1 102L2 104L5 102ZM26 101V100H25ZM36 101H33V103H31L30 102V104H37L38 105V103L36 102ZM50 101V100H49ZM51 101H53V102H50V103H54L55 101H54V99L53 100H51ZM118 101V100H117ZM144 101V100H143ZM148 101H149V99H148ZM165 101V100H164ZM174 101V100H173ZM176 101V100H175ZM180 101V100H179ZM178 101V102H179ZM181 101H182V99H181ZM228 101H230V99L228 100ZM242 101V102H241ZM14 102H12L13 104H14ZM19 102H18V105H19ZM27 102H29V100L27 101ZM68 102H70L69 100H68ZM86 102V101H85ZM111 102H112V99H111ZM128 102H130L129 100H128ZM190 102V101H189ZM230 102V103H231ZM61 103V102H60ZM135 103V102H134ZM141 103V102H140ZM168 104H170V102H167ZM176 104H177V101L175 102ZM186 103V102H185ZM195 103V102H194ZM5 104V107H7L6 105H8L9 104V106H8V108H6V110H14L13 108H14V106H13V108H12V106H11V108L12 109H10L9 107H10V102L7 104L6 102L4 103ZM23 104H25V103H23ZM29 104V103H28ZM34 104V105H35ZM40 104V103H39ZM42 104H44V103H42ZM47 104H49V102L47 103ZM47 104H45V106H47ZM57 104V103H56ZM63 104V103H62ZM61 104V105H62ZM65 104V105H64ZM64 104H63V108H62V106H61V108L64 110V106H66L67 107V110L66 111H70V109L71 108H69L70 106L72 107L73 105V103L70 105L69 103H65L64 102ZM90 104V103H89ZM108 104H110V103H108ZM130 104V103H129ZM136 104V103H135ZM180 104H182L181 102H180ZM183 104H184V101H183ZM187 104V103H186ZM12 105V104H11ZM17 105V104H16ZM15 105V106H16ZM18 105L16 106V107H18ZM22 105V104H21ZM41 105V104H40ZM39 105V106H40ZM50 105H52V104H50ZM68 105H69V107H68ZM74 105H75V103H74ZM112 105V104H111ZM163 105H164V103H163ZM172 105V104H171ZM177 105H179V104H177ZM191 105V104H190ZM193 105V104H192ZM196 105V104H195ZM29 106V105H28ZM30 106H32V105H30ZM44 105H42V107H43ZM44 106V107H45ZM53 106V105H52ZM58 106H59V104H58ZM58 106H56V107H58ZM79 106V105H78ZM78 106H76V107H78ZM99 106V105H98ZM125 106V105H124ZM127 106V105H126ZM125 106V107H126ZM181 106V105H180ZM179 106V107H180ZM197 106V105H196ZM0 107H1V109L3 110V109H5V107L4 106H2L1 104H0ZM3 107V108H2ZM19 107H21L20 105H19ZM26 107V106H25ZM38 107V106H37ZM36 107V108H37ZM54 107L55 106H53L52 108L54 109ZM75 107V108H76ZM110 107V106H109ZM122 107V106H121ZM120 107V108H121ZM166 107V106H165ZM173 107H175V104L173 105ZM172 107V108H173ZM178 107V106H177ZM178 107V108H179ZM27 108V107H26ZM26 108H24V109H26ZM36 108H35V111H34V109L33 108H30V109H33V111L32 112H36ZM45 108H47V107H45ZM45 108H44V110H45ZM75 108H73L74 110H76L75 112H74V110L72 111V109H71V111H72V114H74L75 113V115H78L76 112H77V110L79 109V107L77 108V109H75ZM89 108V107H88ZM119 108V107H118ZM119 108V109H120ZM127 108H128V106H127ZM187 108H188V105H187ZM191 109L193 108L192 106L190 107ZM196 108V107H195ZM216 108V109H217ZM23 109V108H22ZM41 109V108H40ZM40 109H39V111H40ZM47 109H49V108H47ZM46 109V110H47ZM57 109V108H56ZM61 109V110H62ZM106 109V108H105ZM167 109V108H166ZM2 110L0 111L1 112V115H3V114H5V115H8L9 113H10V111H9V113L8 112H5V110L3 111V112H5V113H3L2 114ZM17 110V109H16ZM19 110H21V109H19ZM18 110V111H19ZM43 110V109H42ZM59 110V109H58ZM60 110V111H61ZM85 110V109H84ZM87 110V109H86ZM126 110V109H125ZM128 110V109H127ZM168 110V109H167ZM171 110V109H170ZM176 110V109H175ZM179 110H180V108H179ZM176 111V112H180V111ZM197 110H198V108H197ZM211 110H213V111H211ZM221 110V112H223ZM38 111V112H39ZM54 111L55 110H53V113H54ZM59 111V112H60ZM111 111V110H110ZM140 111V110H139ZM165 111L166 110H164L163 112H164V114H165ZM174 111V110H173ZM189 111H190V109H189ZM220 111V110H219ZM218 111V112H219ZM228 111H230L229 113H228ZM235 111H237V113H235ZM13 112V111H12ZM23 112H25L26 113V111H22V113H19V116H20V114L22 115V116H25L24 115V113ZM44 112V111H43ZM42 112V113H43ZM46 112V111H45ZM44 112V113H45ZM49 112V111H48ZM56 112V111H55ZM79 112V111H78ZM126 111H123V113H125ZM182 112V111H181ZM180 112V113H181ZM185 112V111H184ZM191 112V111H190ZM195 112H196V110H195ZM218 112L216 111V113L218 114ZM244 112V113H245ZM8 113V114H7ZM18 113V112H17ZM16 113V114H17ZM42 113H41V117H42ZM43 113V114H44ZM47 113V112H46ZM46 113L44 114V115H46ZM52 112H51V114H53ZM80 113V112H79ZM106 113V112H105ZM114 113V112H113ZM135 113V112H134ZM132 114V115H135V114ZM158 113V112H157ZM186 113V112H185ZM33 114V113H32ZM35 114H38V113H35ZM39 114H40V112H39ZM38 114V116H40ZM56 114H58V112H56ZM68 114V113H67ZM71 114V113H70ZM153 114V113H152ZM156 114V113H155ZM171 114V113H170ZM170 114H168V115H170ZM187 114V113H186ZM189 114V113H188ZM191 114V113H190ZM189 114V117L190 116H193V114L192 115H190ZM233 114V115H232ZM5 115H3L5 118H8V119H5V118H3V116H0V138H2V139H0V141L2 140V142L4 141V138L6 139V141H7V139H8V142L10 141V138H9V135H7L8 136V138H7V136H6V130L5 129H10L11 130V132H12V127H13V125H15V123L14 124H12V122H10L11 121V118H10V120H9V117H6ZM10 115V114H9ZM8 115V116H9ZM44 115H43V117H44ZM74 115V116H75ZM80 115H81V113H80ZM106 115V114H105ZM130 115V114H129ZM159 115H162L161 113L159 114ZM174 115V114H173ZM176 115V114H175ZM179 115V114H178ZM17 117L18 116V114L17 115H14V117ZM28 116V115H27ZM29 116H30V114H29ZM37 116V115H36ZM50 115H48V116H46V117H49ZM52 116H54V115H52ZM57 116V115H56ZM59 116H60V114H59ZM65 116H66V114H65ZM72 116V119L73 118H75V122H76V117H73V115H71ZM126 116H127V113H126ZM149 116V115H148ZM163 116V115H162ZM182 116V115H181ZM180 116V117H181ZM13 117V116H12ZM33 118H34V116H32ZM31 117V118H32ZM82 117H84L83 115H82ZM128 117V116H127ZM165 117V116H164ZM167 117V116H166ZM174 117H176V116H174ZM174 117L172 116V118L174 119ZM212 117H213V114H212ZM215 117V116H214ZM217 117V116H216ZM218 117H219V119L220 120H222V114L219 116L218 115ZM222 117V118H221ZM28 118H30V117H28ZM45 118V117H44ZM59 118V117H58ZM69 118H71V117H67V119H69ZM109 118V117H108ZM132 118V117H131ZM52 118H50V120H51ZM55 119H57V118H55ZM79 119V118H78ZM83 120H84V118H82ZM81 118L79 119V120H82ZM127 119V118H126ZM140 119V118H139ZM150 119V118H149ZM156 119V118H155ZM166 119V121L168 122V118H165ZM172 119V120H173ZM176 119H177V117H176ZM181 119H183V118H181ZM189 119V118H188ZM192 119V121H193V118H191ZM195 119V118H194ZM6 120H7V122L11 125V128L9 127L10 125L8 124V123H6ZM15 120H17V119H15ZM18 120H19V117H18ZM24 120V119H23ZM22 120V121H23ZM30 120V119H29ZM42 120H44V119H42ZM47 120V119H46ZM82 120V121H83ZM184 120V119H183ZM207 120H208V118H207ZM215 120V119H214ZM219 120V121H220ZM21 121V120H20ZM21 121V122H22ZM52 121V120H51ZM53 121H56V120H54V118H53ZM73 121V120H72ZM78 121V120H77ZM82 121H79V123L80 122H82ZM132 121V120H131ZM156 121V120H155ZM158 121V120H157ZM180 121V120H179ZM191 121V122H192ZM195 121V120H194ZM217 121V120H216ZM219 121H217V122H219ZM14 122V121H13ZM21 122H19V124L21 123ZM24 122V121H23ZM32 122V121H31ZM30 121H29V124L31 125L32 123H31ZM44 122V121H43ZM47 122V121H46ZM114 122V121H113ZM166 122V123H167ZM169 122H171V120L169 121ZM168 122V123H169ZM201 122V121H200ZM259 122H262L263 123V121H258L257 123L259 124ZM34 123V122H33ZM35 123H36V121H35ZM45 123V122H44ZM52 123V122H51ZM64 123V122H63ZM76 123H78V122H76ZM98 123V122H97ZM172 123H174V122H172ZM178 123V122H177ZM193 123H197V120L195 121V122H193ZM192 123V124H193ZM206 123H207V121L205 122V125H206ZM208 123H209V121H208ZM227 123H229V126L231 127V128H229V126H228V124ZM262 123H260V124H262ZM17 124V123H16ZM19 124H17V125H19ZM26 124H27V122H26ZM25 124V125H26ZM48 124H50V121H48ZM56 124V123H55ZM60 124V123H59ZM58 124V125H59ZM135 124V123H134ZM226 124H227V126H226ZM255 124V125H254ZM264 124V123H263ZM7 125H9V126H7ZM24 125V124H23ZM24 125V126H25ZM28 125V124H27ZM52 125V124H51ZM144 125V124H143ZM156 125V124H155ZM165 125V124H164ZM166 125H169V124H166ZM209 126H210V124H208ZM208 125H206V126H208ZM213 125H214V123H213ZM258 126V127H256L255 128V126ZM20 126V125H19ZM18 126V128H20ZM22 126V125H21ZM62 126V125H61ZM78 126H80V125H78ZM75 127V128H79V127ZM174 126V125H173ZM212 126V125H211ZM263 126V125H262ZM27 127V126H26ZM34 127V126H33ZM38 127V126H37ZM48 127V126H47ZM134 127V126H133ZM132 127V128H133ZM162 127V126H161ZM167 126H165L164 128H166ZM187 127V126H186ZM198 127V126H197ZM215 127V126H214ZM213 127V131H215V134H216V130H214L215 128ZM216 127H217V125H216ZM221 127H219L220 129H219V135H220V131H221ZM28 128V127H27ZM36 128V127H35ZM50 128V127H49ZM58 128V127H57ZM73 128V127H72ZM90 128V127H89ZM93 128V127H92ZM169 128V130H170V127H168ZM181 128V127H180ZM198 128H200V127H198ZM209 128V127H208ZM212 128V127H211ZM251 128L253 129V131L254 130H257L258 129V133L260 132V134H259V140H255V141H257L256 143H255V141H254V138H253V135H251L252 134V132H251ZM255 128V129H254ZM14 129V128H13ZM16 129H17V127H16ZM30 129H32L33 131H31ZM79 129H81V128H79ZM116 129V128H115ZM152 129H154V128H152ZM184 129V128H183ZM182 129V130H183ZM189 129V128H188ZM261 129V130H260ZM264 129V128H263ZM22 130H23V128H22ZM26 130V129H25ZM27 130H30L31 132H34V134L36 133L35 132V129H33V128H29V129H27ZM26 130V132H25V134H24V136L26 135V133L28 134V131ZM37 130V129H36ZM56 130V129H55ZM64 130V129H63ZM78 130V129H77ZM143 130V129H142ZM161 130H162V128H161ZM160 130V131H161ZM166 130H167V128H166ZM165 130V131H166ZM185 131H186V129H184ZM196 129H194L193 131H195ZM197 130H199L200 131V133H201V130H203V129H197ZM197 130H196V134H197ZM4 131H5V133H4ZM9 131V130H8ZM16 131V130H15ZM21 131V130H20ZM29 131V132H30ZM65 131V130H64ZM79 131V130H78ZM132 131V135H133V131H135V130H131ZM137 131H139L138 129H137ZM141 131V130H140ZM139 131V132H140ZM147 131V130H146ZM164 131V130H163ZM163 131H161V133L163 132ZM164 131V133H166ZM172 131H174V129L172 130ZM178 131V130H177ZM176 131V132H177ZM181 131V130H180ZM189 131V130H188ZM204 131V130H203ZM209 131V130H208ZM208 131L206 132V134L208 133ZM226 131H227V129H226ZM225 131V132H226ZM10 132V131H9ZM14 132V131H13ZM18 132V131H17ZM80 132H82L83 133V131H80ZM80 132L78 133L79 134V136H80ZM138 132V133H139ZM8 133V132H7ZM20 133H22V132H19V134ZM37 133H39V132H37ZM36 133V134H37ZM55 133V132H54ZM131 133V132H130ZM160 133V134H161ZM168 133H169V131H168ZM179 133L180 132H178V136H179ZM194 133V132H193ZM204 133V132H203ZM224 133V132H223ZM258 133H257V135H258ZM9 134V133H8ZM18 133L16 134L17 136L19 135ZM60 134V133H59ZM62 134H64V133H62ZM78 134H77V138H78ZM84 134V133H83ZM136 134H137V132H136ZM146 134H148V133H146ZM170 134H171V132H170ZM186 134V133H185ZM187 134L188 135H190L188 132H187ZM209 134H210V132H209ZM225 134V133H224ZM231 134V135H230ZM70 135V134H69ZM127 135V134H126ZM132 135L130 136V137H132ZM137 135H140V137H142L141 136V132H140V134H137ZM162 135V134H161ZM173 135V134H172ZM175 135V134H174ZM182 135V134H181ZM180 135V136H181ZM213 135H214V133H213ZM218 135V134H217ZM30 136V135H29ZM32 136H34L33 135V133H32ZM31 136V137H32ZM36 136V135H35ZM38 136H39V134H38ZM56 136H58V135H56ZM63 136V135H62ZM75 136V135H74ZM125 136V135H124ZM150 136H151V134H150ZM164 136V135H163ZM167 136V135H166ZM171 136V135H170ZM169 136V137H170ZM183 136V135H182ZM221 136V135H220ZM220 136H217V137H219V139L220 138H222L223 139V137H220ZM13 137V136H12ZM11 137V138H12ZM26 137V136H25ZM24 137V138H25ZM30 137V138H31ZM37 137V136H36ZM81 137H82V135H81ZM80 137V138H81ZM83 137L85 138L86 136L85 135H83ZM139 137V138H140ZM165 137V136H164ZM174 137V136H173ZM183 137H185V136H183ZM182 137V138H183ZM191 137V136H190ZM204 137V136H203ZM227 137V138H228ZM256 137V136H255ZM16 138V137H15ZM14 138V139H15ZM21 138V137H20ZM59 138V137H58ZM58 138H56L55 140L57 141V139ZM66 138H68V135H66ZM75 138V137H74ZM125 138V139H124ZM138 138V139H139ZM143 138V137H142ZM139 139V140H141L140 142L141 143H144V142H142L143 141V139ZM168 138V137H167ZM166 137H165V139H167ZM171 138V141H172V137H170ZM170 138H168V139H170ZM205 138H208V137H205ZM204 138V140H205V142L207 141L206 139ZM215 138V137H214ZM257 138V137H256ZM14 139H12L13 141H14ZM112 139V138H111ZM119 139H121V137H117V138H114V140H112V143L114 142V147L115 146H117L116 148H114L115 150L117 149V152H122V150L123 151H125V146H129L131 143V140L130 139H132V138H128V136H125V137H123V139H121V140H119ZM156 139H158L157 137H156ZM160 139H162V136L159 138V140ZM164 139V138H163ZM167 139V140H168ZM174 139V138H173ZM180 139H181V137H180ZM191 139V138H190ZM230 139H232V138H230ZM29 140L31 141L32 139H29L28 138V142H29ZM34 140V139H33ZM35 140H36V138H35ZM59 140V139H58ZM68 140V139H67ZM83 139H80V141H82ZM88 141H89V139H87ZM136 140V139H135ZM134 140V141H135ZM138 140V141H139ZM152 140V139H151ZM151 140H150V142H151ZM167 140H165V141H167ZM186 140H188V139H186ZM216 140H217V138H216ZM225 140V139H224ZM223 140V143H225L226 142V144L227 143H229L228 142V140H229V138H228V140L226 139V141H224ZM239 140V141H238ZM6 141H4V142H6ZM16 141H17V139H16ZM60 141V140H59ZM58 141V142H59ZM70 141H72L71 139H70ZM77 141V140H76ZM119 141H121V142H119ZM133 141V140H132ZM144 141H146V140H144ZM160 141H162V140H160ZM160 141H158L157 143H159L160 144ZM179 141V140H178ZM196 141H197V139H196ZM195 141V142H196ZM214 141V140H213ZM230 141H232V140H230ZM242 141V142H241ZM251 141H253V142H251ZM261 141V142H260ZM1 142V143H2ZM11 142V141H10ZM36 142H38V141H36ZM35 142V143H36ZM66 142V141H65ZM108 142H110V141H108ZM212 142V141H211ZM218 142V141H217ZM71 143H73V142H71ZM79 143V142H78ZM111 143V142H110ZM111 143V144H112ZM141 143H139L140 144V146H139V144H138V146L141 148V149H139V148H137V147H135V148H137L138 149V151L139 150H142L144 147L143 146H141ZM153 143V142H152ZM156 143V144H157ZM170 143V142H169ZM178 143V142H177ZM176 143V144H177ZM191 144H192V141L190 142ZM207 143H208V141H207ZM215 143H216V141H215ZM220 143H222V142H218L217 144H220ZM231 143V142H230ZM229 143V144H230ZM5 144H7L8 146H11L10 144H8L7 142L6 143H4V146H3V148H7L8 146L7 145H5ZM14 144V143H13ZM13 144H12V146L11 147H13L14 148V146H13ZM16 144V143H15ZM14 144V145H15ZM27 144V143H26ZM29 144V143H28ZM33 144H34V142H33ZM52 144H53V142H52ZM57 145H58V143H56ZM61 144H63V142L61 143ZM68 144H69V141H68ZM75 144H77V143H75ZM80 144H82V143H80ZM80 144L78 145L77 144V147H74V148H78L79 146H80ZM86 144H89V143H86ZM90 144H91V142H90ZM111 144H109V145H111ZM135 144V143H134ZM168 144V142L166 143V145ZM174 144H175V142H174ZM189 144V143H188ZM228 144V145H229ZM257 144H258V146H257ZM38 145H39V143H38ZM54 145V144H53ZM52 145V146H53ZM65 144H63V148L65 147V146H69V145H65ZM71 145H74V144H71ZM70 145V146H71ZM83 145H85V142H84V144ZM92 145V144H91ZM90 145V146H91ZM108 145V146H109ZM113 145V144H112ZM184 145H186V144H184ZM183 145V146H184ZM195 145H196V143H195ZM201 145H202V143H201ZM209 145V144H208ZM232 145L233 144H231V147H232ZM235 145V144H234ZM233 145V146H234ZM238 145H240V144H238ZM240 145V146H241ZM7 146V147H6ZM17 146V145H16ZM28 146V145H27ZM31 147H32V145H30ZM41 146V145H40ZM48 146V145H47ZM55 146V145H54ZM53 146V147H54ZM62 146V145H61ZM60 146V144H59V147H61ZM74 146H76V145H74ZM133 146V145H132ZM132 146H131V148H130V151L132 152ZM137 146V145H136ZM154 146H155V144H154ZM158 146V145H157ZM161 146H163V144H161ZM160 146V147H161ZM168 146L170 147V145L168 144L167 145V148L166 149H169L168 148ZM174 146V145H173ZM178 146V145H177ZM182 146V145H181ZM189 146V145H188ZM188 146H186V147H188ZM198 146V145H197ZM203 146V145H202ZM217 146V145H216ZM215 146V147H216ZM223 146H226L225 144L223 145ZM237 146V145H236ZM1 148H2V146H0ZM29 147V146H28ZM27 147V148H28ZM35 147V146H34ZM43 147V146H42ZM41 147V148H42ZM56 147V146H55ZM54 147V148H55ZM72 147V146H71ZM83 147V146H82ZM82 147H79V148H82ZM86 148H87V145L85 146ZM85 147H84V149H82V150H79V148L77 149V152H78V150H79V152H83L84 153V151L83 150H85ZM110 147H113V146H110ZM143 147V148H142ZM148 146H146V148H145V150H147L148 151V148H147ZM166 147V146H165ZM176 146H174V148H175ZM180 147V146H179ZM178 147V148H179ZM213 147H214V143H213ZM220 146H218V148H219ZM227 147V146H226ZM230 147V145L227 147V148H229ZM260 147V149H258ZM3 148L2 149H0L1 151H0V157L2 158V157H5V155H3L2 156V154H5V153H2L3 152ZM12 148V149H13ZM39 148V147H38ZM38 148H36V149H38ZM43 148H48V147H43ZM42 148V149H43ZM62 148V149H63ZM66 148V147H65ZM64 148V149H65ZM89 148V147H88ZM127 148V147H126ZM156 148V147H155ZM159 148V147H158ZM157 148V149H158ZM185 148V147H184ZM184 148H182V149H184ZM217 148V149H218ZM222 148V147H221ZM226 148V149H227ZM237 149H239V147H236ZM15 149V148H14ZM29 149V148H28ZM31 149V148H30ZM29 149V150H30ZM33 149V148H32ZM31 149V150H32ZM71 149V148H70ZM69 148H67V150H70ZM76 149H74L75 151H76ZM93 149V148H92ZM91 149V150H92ZM118 149H119V151H118ZM136 149V150H137ZM163 149H164V146H163ZM176 149V148H175ZM181 149V150H182ZM197 149V148H196ZM199 149H200V146H199ZM199 149H197L198 151H201V150H199ZM240 149H241V147H240ZM7 150L9 151V149L7 148ZM6 150V151H7ZM41 150V149H40ZM39 150V151H40ZM53 150V149H52ZM54 150H57V149H54ZM54 150L53 151H51V152H53L54 153ZM74 150L72 151L73 153H74ZM110 150V149H109ZM112 150V149H111ZM135 150V151H136ZM145 150H144V152H145ZM156 150V149H155ZM154 150V151H155ZM161 150V149H160ZM170 150V149H169ZM172 150H173V148H172ZM179 150V149H178ZM181 150H180V152H181ZM193 150V149H192ZM196 150V151H197ZM212 150V149H211ZM210 150V151H211ZM214 150H216L215 148H214ZM223 150H225V149H223ZM229 152L231 151V150H229V149H227ZM227 150H225V152L226 153H228L227 152ZM244 149H243V151H245ZM7 151V152H8ZM14 151V150H13ZM35 151V150H34ZM46 151V150H45ZM60 151H61V149H60ZM66 151V150H65ZM63 152V155H61V159H63L62 158V156H67V151L66 152ZM71 151V150H70ZM102 151V150H101ZM174 151V150H173ZM173 151H172V153H173ZM194 151V150H193ZM197 151V152H198ZM220 151V150H219ZM242 151V150H241ZM242 151V152H243ZM82 152L80 153V154H82ZM98 152V151H97ZM105 152V151H104ZM108 152V151H107ZM110 152V151H109ZM108 152V153H109ZM112 152L113 151H111V154H112ZM116 152V151H115ZM116 152V153H117ZM130 152V153H131ZM139 152H141V151H139ZM163 151H161V153H162ZM168 152V151H167ZM170 152V151H169ZM175 153H176V151H174ZM179 152V153H180ZM218 151L216 150V153H217ZM224 152V153H225ZM241 152V153H242ZM2 153V154H1ZM16 153V152H15ZM32 153V152H31ZM42 153V152H41ZM61 154H62V151L60 152ZM59 153V154H60ZM70 153L71 152H69V157L66 159V160H68L69 158V161L67 162V165H66V163H64V165L66 166V171H65V173L66 172H68V173H71L72 172V170L73 169H75V172H76V168H74V167H71V164L72 163H70V160L72 161L73 160V158L72 157H70L71 155H70ZM73 153H72V156H73ZM96 153V152H95ZM108 153L106 154V156L104 155L103 157H105V159H106V157L108 156ZM143 153V152H142ZM141 153V154H142ZM165 153V152H164ZM186 153V154H185ZM185 155L187 156V152L185 151ZM193 153V152H192ZM17 154V153H16ZM35 154H36V152H35ZM43 154H44V151H43ZM52 154V153H51ZM50 154V155H51ZM55 154V153H54ZM53 154V155H54ZM97 154H100V152L99 153H97ZM117 154H120V153H117ZM124 154V153H123ZM122 154V155H123ZM125 154H127V153H125ZM124 154V155H125ZM133 154V153H132ZM136 154H137V151H136ZM158 154V153H157ZM170 154V153H169ZM169 154L167 155V154H165V155H167V156H169ZM178 154V153H177ZM176 154V155H177ZM229 154H231V153H229ZM229 154H227L228 156H229ZM9 155L10 154H8V156H6V157H9ZM14 155V154H13ZM27 155V154H26ZM32 155H34V154H32ZM38 155H39V153H38ZM48 155H49V153H48ZM102 155H103V153H102ZM110 155V154H109ZM121 155V154H120ZM120 155H118V156H120ZM121 155V156H122ZM143 155V154H142ZM155 155V154H154ZM160 155V154H159ZM159 155H156V156H159ZM163 155V154H162ZM175 155V154H174ZM189 155H190V153H189ZM200 155V154H199ZM214 155V154H213ZM216 155V154H215ZM226 155V156H227ZM232 155V154H231ZM29 156V155H28ZM52 156V155H51ZM76 155H74V157H75ZM101 156V155H100ZM137 157H139V155H136ZM156 156H154V158L156 157ZM170 156H172L171 154H170ZM178 156V155H177ZM224 156V155H223ZM259 156V157H260ZM11 157V156H10ZM17 157V156H16ZM15 157V158H16ZM29 157H31L32 159H33V156H29ZM37 157V156H36ZM39 157V156H38ZM44 157V156H43ZM47 157V159H48V156H46ZM54 157V156H53ZM52 157V158H53ZM56 157V156H55ZM55 157H54V159H55ZM77 157V156H76ZM110 157H112V156H110ZM110 157H108V158H110ZM113 157H115V155L113 156ZM112 157V158H113ZM129 157V156H128ZM134 157V156H133ZM160 157V156H159ZM191 157V156H190ZM202 157V156H201ZM219 157L221 158V156L219 155ZM225 157V156H224ZM233 157V156H232ZM0 158V159H1ZM14 158V156H12V158H10V159H13ZM15 158L13 159V160H15ZM131 158V157H130ZM151 158V157H150ZM164 158V157H163ZM162 158V159H163ZM173 158H175V156L174 157H172V159ZM217 158V157H216ZM223 158V157H222ZM221 158V159H222ZM226 158V157H225ZM229 158V157H228ZM256 158H258V157H256ZM2 159H4V158H2ZM17 160H18V158H16ZM38 159V158H37ZM44 159V158H43ZM59 159V158H58ZM77 159H78V157H77ZM135 159V158H134ZM134 159H132V160H134ZM147 159H148V157H147ZM146 159V160H147ZM158 159V158H157ZM161 159V160H162ZM191 159V158H190ZM210 159V158H209ZM213 159V158H212ZM218 159V158H217ZM230 159V158H229ZM260 159V158H259ZM259 159H257V160H259ZM4 160H6V159H4ZM28 160V159H27ZM30 160V159H29ZM46 160V159H45ZM60 160V159H59ZM75 160V159H74ZM73 160V161H74ZM79 160V159H78ZM112 160V159H111ZM127 160V159H126ZM129 160H131V159H129ZM131 160V161H132ZM161 160H160V162H161ZM164 160V159H163ZM179 160V159H178ZM189 160V158L187 159V161ZM193 160H197V159H194L193 158ZM193 160H189L190 161V163L188 162V164L189 165H191L192 166V163H193ZM198 160H199V158H198ZM200 160H201V158H200ZM203 160V159H202ZM201 160V161H202ZM226 160V159H225ZM228 160V159H227ZM12 161V160H11ZM40 161V160H39ZM49 161H51V160H49ZM72 161V162H73ZM84 161H85V159H84ZM100 161V160H99ZM109 161V160H108ZM114 161V160H113ZM183 161V160H182ZM8 161H6V165H5V163H3V160H1L0 161V244H1V246H0V249H1V252H0V264H67L66 262H63V261H58L59 259H54L53 258V254H52V251L50 250V249H44L43 247H45L47 244H45V240H44V238L43 237H41V233H42V231H45V230H47L48 231V229H47V227L48 228H51L49 225L48 226H46L45 224H44V222L46 221V220H49V223L51 222L52 224H53V221H55L56 220V225H58L59 226V224L58 223H60L61 221V223L60 224H62V227L63 226H65L64 224L65 223H63V220L64 219H61L63 216H69V212H68V210L70 209V206H69V209H68V205L70 204L69 202H68V199H67V197H69V194H70V196H72L71 194L72 193H75V192H72V190H71V192H69V190L70 189H72V188H70V187H73V186H71V185H73V184H71L70 183V179H61V177H59L60 179V181L58 182H55V179L53 178V177H50V178H48V175H47V173L45 172V169L44 168H41L40 169V167H39V170L37 169V167L36 166H34L35 167V171H34V169L32 170V172L34 173H32V172H29V174L27 173L28 171L26 170V172H24V170H25V168H24V170L21 172L20 170H19V172L20 173H16L15 174V172L14 173H12V174H15L16 175V177H12V179H13V181L11 182V183H9L8 181L10 180V179H7L8 181L7 182H5L4 181V179H2L3 178V175H5L6 174V176H11L12 174H11V172H12V170H10L9 168H10V166H9V168L7 167V164H10V163H7ZM33 162V161H32ZM44 162H46V161H44ZM47 162H48V160H47ZM47 162H46V164H47ZM75 162V161H74ZM78 162V161H77ZM93 162V161H92ZM101 162V161H100ZM112 162V161H111ZM144 162V161H143ZM163 162H165V160L163 161ZM167 162V161H166ZM165 162V164H167ZM170 162V161H169ZM173 162V163H172ZM171 162V164H169L170 166H166V167H173L174 169H173V173L176 175V177H175V175L173 176V173H172V176L173 177H175L176 179L175 180H173L174 182H173V184H175V186H177V184L178 183H182L183 182V180H186V178L188 179V178H190L191 180V182L190 183H192V181H193V183H194V180L195 179H197L196 177H195V175L196 174H198L199 172H197V173H191V174H193L194 175V180L192 179V176L193 175H191V174H189V172L188 173H186V171L183 173V169H182V167L183 166H181V165H178V163H177V160L176 159H174V161H172ZM212 162H213V160H212ZM218 162V161H217ZM223 162V161H222ZM226 162V161H225ZM240 162V161H239ZM255 163H256V160L254 161ZM258 162V161H257ZM18 162L16 161V162H14V164L17 166V167H19L18 166V164H17ZM20 163H21V161H20ZM24 163V162H23ZM27 163V162H26ZM28 163H30V162H28ZM34 163V162H33ZM50 163V162H49ZM52 163H53V161H52ZM56 163H58V162H56ZM70 163V164H69ZM114 163V162H113ZM162 163V162H161ZM160 163V165L162 166V164H164V163H162L161 164ZM186 163V162H185ZM216 163V162H215ZM220 163H221V161H220ZM260 163V162H259ZM35 164V163H34ZM40 164V163H39ZM78 164H80V162H78V163H76V166L78 165ZM92 164V163H91ZM99 164H101V163H99ZM110 164V163H109ZM115 164V163H114ZM119 164V163H118ZM121 164V163H120ZM204 164H208V165H212L213 163H211V162H208V163H201V165H203L204 166ZM219 164V163H218ZM13 165V164H12ZM22 165V164H21ZM21 165H20V167L19 168H21ZM38 165V164H37ZM41 165V164H40ZM40 165H38V166H40ZM43 165H45V163L43 164ZM51 165V164H50ZM49 165V166H50ZM62 165V164H61ZM70 165V166H69ZM73 165H74V163H73ZM84 165H85V163H84ZM104 165V164H103ZM105 165H107L106 163H105ZM133 165V164H132ZM131 165V166H132ZM146 165V164H145ZM168 165V164H167ZM173 165V166H172ZM194 165V164H193ZM200 165V166H201ZM208 165H207V167H208ZM216 165V164H215ZM221 165V164H220ZM232 166H230V167H232L231 169L233 170L234 168L233 167H235L237 164H234V162L231 164ZM234 165V166H233ZM26 166V165H25ZM31 167V168H34V167ZM46 166H48V164L46 165ZM48 166V168L50 169L51 167H49ZM56 166V165H55ZM68 166V167H67ZM108 166V165H107ZM106 166V167H107ZM113 166V165H112ZM111 166V167H112ZM115 166H117V164H115ZM114 166V167H115ZM157 167L159 166V165H156ZM186 166H187V164H186ZM203 166H201V167H203ZM259 166V165H258ZM13 167V166H12ZM28 167V166H27ZM27 167H26V169H27ZM29 167H30V165H29ZM42 167V166H41ZM62 167H63V165H62ZM61 167V168H62ZM79 167H80V165H79ZM91 167V166H90ZM99 167H100V165H99ZM118 167V166H117ZM133 167V166H132ZM157 167H155V168H157ZM187 167H189V166H187ZM186 167V168H187ZM196 168V170L198 169V171H199V169H203L204 167H206V166H204L203 168ZM18 168V169H19ZM46 168V167H45ZM81 168V167H80ZM82 168H84L83 166H82ZM110 168V167H109ZM125 168V167H124ZM149 168H151L150 166H149ZM214 168V167H213ZM228 168V167H227ZM8 169H9V171H11V172H9L8 171ZM22 169V168H21ZM47 169V168H46ZM51 169H53V168H51ZM60 169V168H59ZM68 169V170H67ZM87 169V168H86ZM85 169V170H86ZM113 169V168H112ZM148 169V168H147ZM164 169V168H163ZM205 169V168H204ZM210 169V168H209ZM211 169H212V167H211ZM221 169V168H220ZM246 169H248V170H246ZM246 169H244V170H246V171H248V173H246L247 175L249 174V175H251V174H254V178L253 179H255V177H257V179L258 180H250V176H247L246 174L244 175L245 176V178L247 179V181H245L244 183L245 184H247V183H249V184H247V185H250V187L249 186H247V187H249L250 189H251V187L253 188V192L254 193H256V194H254L253 192H251L250 194H247V193H245V192H243V187H242V185L241 186H239L238 187V189H236L237 187H234L233 186V183L231 182H226L225 184L226 185H224V188H225V186L227 187V188H225L227 191H225V190H222L221 189V187L219 186V187H217L216 186V188H215V185H214V188L216 189V191H217V200H222V202L223 201H225L224 203H222V202H218V204L219 203H221V204H225L226 202V204H228L227 205V207H228V209H229V211L232 209L231 207L232 206H234V205H236L237 204V209H239V211H241L242 210V212L241 213H243V211L247 208V209H249L250 210V208L252 209L253 207H251L252 205H253V202H254V200H256V198H257V206H260V207H262L261 208V210L262 209H264V187H263V185H262V190L260 189V182H257V183H259L257 186H259V188H254L253 186H255L256 187V181H260L261 179H263V181H261V182H264V175L263 174H261L260 175V173H261V171L259 170L260 168L259 167H257V165L256 164H252L251 163V165L250 164H248V166H246ZM42 170V171H41ZM44 170V171H43ZM80 170V169H79ZM83 170V169H82ZM90 170V169H89ZM114 170V169H113ZM115 170H117V169H115ZM125 170V169H124ZM128 170V169H127ZM140 170V169H139ZM161 170V169H160ZM183 170V171H182ZM206 170H208V169H206ZM228 170V169H227ZM237 169H235L233 172H235V174H236V171ZM241 171H242V169H240ZM239 170V171H240ZM250 170H251V173H249L250 172ZM263 170H264V168H263ZM38 171L39 172H41V174L40 175H38ZM132 171V170H131ZM172 171V170H171ZM214 171H216V170H214ZM17 172V171H16ZM57 172V171H56ZM74 172V173H75ZM80 172V171H79ZM111 171H109V173H110ZM144 172V171H143ZM155 172V171H154ZM153 172V173H154ZM158 172H159V169H158ZM207 172V171H206ZM263 173H264V171H262ZM31 173V174H30ZM53 173V172H52ZM64 173V172H63ZM74 173H71V175L73 174V176H74ZM89 173V172H88ZM121 173V172H120ZM152 173V172H151ZM170 173V172H169ZM212 173H213V170H212ZM231 173V172H230ZM239 173V172H238ZM238 173L236 174V175H238ZM37 174V176H34V175H36ZM51 174V173H50ZM49 174V175H50ZM54 174H55V171H54ZM67 174V173H66ZM80 174V173H79ZM78 174V175H79ZM105 174H107V173H105ZM113 174V175H112ZM114 174H118V172L116 173V171L114 172H111V174L110 175H112V176H114ZM209 174V173H208ZM214 174V173H213ZM241 174V173H240ZM244 174V173H243ZM14 175V176H15ZM70 175V176H71ZM122 175H124V174H122ZM129 175V174H128ZM138 175V174H137ZM137 175H135V176H137ZM152 175V174H151ZM154 175V174H153ZM164 175V174H163ZM166 175V174H165ZM205 175V174H204ZM232 175V174H231ZM259 175H260V180H259ZM263 175V176H262ZM13 176V175H12ZM65 176V175H64ZM69 176V175H68ZM97 176V175H96ZM120 176V175H119ZM119 176H117L116 178H118ZM144 176V175H143ZM156 176V175H155ZM170 176H171V174H170ZM188 176V177H187ZM191 176V177H190ZM240 175H238V178H240L239 177ZM56 177V176H55ZM72 177V176H71ZM75 177H77V173L75 174ZM82 176H80L79 178H81ZM84 177H85V174H84ZM125 177H128V176H126L125 175ZM147 177V176H146ZM172 177V178H173ZM229 177H230V175H229ZM252 177H253V175H252ZM11 178V177H10ZM73 178V177H72ZM108 178V177H107ZM110 178V177H109ZM122 178V177H121ZM133 178V177H132ZM149 178V177H148ZM162 178H165V176H163ZM171 178V179H172ZM209 178V177H208ZM236 178H237V176H236ZM237 178V179H238ZM243 178V177H242ZM77 179V178H76ZM98 179V178H97ZM112 179V178H111ZM120 178H118V180H119ZM137 179H138V177H137ZM145 179V178H144ZM252 179V178H251ZM70 180V181H69ZM73 180V179H72ZM88 179H86V181H87ZM109 180V179H108ZM130 180V179H129ZM161 180V179H160ZM219 180V179H218ZM228 180H230V179H228L227 178V180L226 181H228ZM245 180V179H244ZM243 180V181H244ZM74 181H75V179H74ZM74 181H73V183H74ZM78 181L80 182V180H77V182L76 183H78ZM83 180H81V182H82ZM106 181V180H105ZM112 181V180H111ZM115 181V180H114ZM124 181H126V180H124ZM139 181V180H138ZM167 181V180H166ZM187 182H188V180H186ZM237 181V180H236ZM241 181V180H240ZM85 182V181H84ZM116 182V181H115ZM130 182V181H129ZM157 182V181H156ZM172 182V181H171ZM186 182V183H187ZM198 181H196L195 180V183H197ZM212 182V181H211ZM219 182V181H218ZM235 182V181H234ZM238 182H239V180H238ZM107 183V182H106ZM111 183H113V181L111 182ZM117 183V182H116ZM122 182L120 181V184H121ZM123 183H125V182H123ZM128 183V182H127ZM132 183V182H131ZM161 183V182H160ZM192 183V184H193ZM206 183V182H205ZM79 184V183H78ZM85 184H86V182H85ZM90 184V183H89ZM202 184H204L203 182H202ZM207 184H209V182L207 183ZM217 184V183H216ZM245 184H243V185H245ZM81 185V184H80ZM87 185V184H86ZM91 185V184H90ZM117 185V187L119 186V181H118V184H116ZM115 184H114V186H116ZM123 185V184H122ZM127 185V184H126ZM155 185V184H154ZM163 185H165V186H167V184H163ZM172 185V184H171ZM184 185V187H185V185L187 186V184H182V186ZM188 185H189V182H188ZM194 185V184H193ZM222 185V186H223ZM103 187H104V185H102ZM131 186V185H130ZM157 186V185H156ZM173 186V188L175 189V187H174V185H172ZM201 186V185H200ZM246 186V185H245ZM75 187H77V186H75ZM81 187V186H80ZM85 187V186H84ZM95 187V186H94ZM116 187V188H117ZM193 186H191V188H192ZM205 187V186H204ZM207 187V186H206ZM211 187V186H210ZM101 188V187H100ZM132 188V187H131ZM169 188V187H168ZM173 188H171V189H173ZM178 188V190L180 189V188H183V187H181V185L179 186V187H177ZM190 188V187H189ZM201 188H203V187H201ZM163 189V188H162ZM161 189V190H162ZM220 189L222 190V191H224V192H222V191H220ZM245 189V188H244ZM249 189V190H250ZM75 190V189H74ZM83 190V189H82ZM94 190V189H93ZM97 190V189H96ZM165 190V189H164ZM166 190H168V189H166ZM165 190V191H166ZM169 190H170V188H169ZM197 190V189H196ZM201 190H203V189H201ZM252 190V189H251ZM77 191V190H76ZM99 191V190H98ZM164 191V192H165ZM179 191H181V190H179ZM194 191V190H193ZM215 191V190H214ZM215 191V192H216ZM104 192H106V191H104ZM167 192V191H166ZM169 192V191H168ZM174 192V191H173ZM182 192V191H181ZM83 193V192H82ZM107 193V192H106ZM175 193V192H174ZM203 193V192H202ZM157 194V193H156ZM185 195H186V192L184 193ZM83 195H85V194H83ZM88 195V194H87ZM158 195H160V194H158ZM183 194H181V196H182ZM194 194H192L191 196H193ZM197 195H198V193H197ZM204 195H206V194H204ZM255 195H257V196H255ZM77 196V195H76ZM138 196V195H137ZM184 196V195H183ZM190 196V197H191ZM253 196H255V197H253ZM73 197V196H72ZM83 197V196H82ZM86 197H88V196H86ZM85 197V198H86ZM107 197V196H106ZM132 197V199L135 197V198H137L136 196H131ZM144 197V196H143ZM142 197V198H143ZM145 197H147L146 195H145ZM144 197V198H145ZM178 197H179V195H178ZM178 197H176V198H178ZM194 197V196H193ZM210 197V196H209ZM134 198V199H135ZM138 198H139V196H138ZM138 198H137V201H139V202H141L139 205H141L142 203H143V200H145V199H139L138 200ZM175 198V197H174ZM220 198V199H219ZM229 198H231V199H229ZM70 199V198H69ZM73 199V198H72ZM81 199V198H80ZM82 199H84V198H82ZM95 199V198H94ZM98 199V198H97ZM171 199V198H170ZM173 199V198H172ZM189 199V198H188ZM206 199V198H205ZM92 200V199H91ZM96 200V199H95ZM101 200V199H100ZM99 200V201H100ZM147 200H148V198H147ZM191 200V199H190ZM213 200H214V198H213ZM132 201H135V200H132ZM172 201V200H171ZM170 201V202H171ZM178 201V200H177ZM259 201H260V203H261V205H260V203H259ZM75 202V201H74ZM84 202V201H83ZM95 202V201H94ZM93 202V203H94ZM138 202V203H139ZM145 202H146V200H145ZM145 202L143 203V206H144V204H145ZM149 202H151V201H149ZM174 202H175V200H174ZM209 202V201H208ZM249 202L251 203L250 205H248L249 204ZM67 203H69L68 205H67ZM73 203V202H72ZM90 203V202H89ZM95 203H97V202H95ZM94 203V204H95ZM101 203H104V201L103 202H100V205H101ZM133 203V202H132ZM138 203L136 202V205H138ZM165 203V202H164ZM179 203V202H178ZM177 203V205H179ZM230 203H231V206H230ZM81 204H83V203H81ZM99 204V203H98ZM105 204V203H104ZM109 204V203H108ZM112 204H114V203H112ZM150 204V203H149ZM166 204V203H165ZM171 204V203H170ZM234 204V205H233ZM88 205V204H87ZM177 205H175V206H177ZM199 205V204H198ZM209 205V204H208ZM212 205V204H211ZM83 206V205H82ZM95 206H96V204H95ZM99 206V205H98ZM122 206V205H121ZM120 206V207H121ZM134 206H135V204H134ZM160 206V205H159ZM169 205H167V207H168ZM171 206H172V204H171ZM174 206V205H173ZM217 206V205H216ZM225 208H227L225 205H223ZM247 206H249V207H247ZM255 206V205H254ZM81 207V206H80ZM129 207V206H128ZM161 207V206H160ZM164 207V206H163ZM178 207V206H177ZM204 207V206H203ZM208 207V206H207ZM206 207V208H207ZM210 207V206H209ZM231 209H230V208ZM241 209H240V208ZM83 208H87V210L89 209L87 206L86 207H83ZM95 208V207H94ZM100 208V206L98 207V209ZM112 208V207H111ZM110 208V209H111ZM121 208H123V207H121ZM144 208V207H143ZM142 208V209H143ZM157 208V207H156ZM169 208H170V206H169ZM199 208H201V207H199ZM219 209H220V207H218ZM224 208V209H225ZM244 208V209H243ZM255 208V207H254ZM68 209V210H67ZM77 209V208H76ZM96 209V208H95ZM107 209V208H106ZM127 209V208H126ZM141 209V210H142ZM153 210H154V208H152ZM161 209V208H160ZM173 209V208H172ZM195 209V208H194ZM203 209H205V208H203ZM208 209V208H207ZM215 209V208H214ZM227 209V210H228ZM235 210H236V207L234 208ZM234 209H232L231 211H233ZM246 209V210H247ZM78 210V209H77ZM77 210H75V212L77 211ZM84 210V209H83ZM102 210V208L100 209V211ZM122 211H124L123 209H121ZM202 210V209H201ZM200 210V211H201ZM234 210V211H235ZM245 210V211H246ZM99 211V212H100ZM109 211V210H108ZM111 211H112V209H111ZM110 211V212H111ZM146 211H149V210H146ZM172 211V210H171ZM192 211V210H191ZM193 211H195V210H193ZM202 211H204L205 212V210H202ZM221 211V210H220ZM228 211V212H229ZM237 211V210H236ZM239 211H237L238 212V214H240V212ZM244 211V212H245ZM259 210H257L256 212H258ZM92 212H94V218H95V216L97 215V213L96 212H98V210L97 211H92ZM102 213H100L101 214V216H102V214H103V216L105 215L104 213H103V210L101 211ZM106 212V211H105ZM109 212V213H110ZM136 212V215H137V211H135ZM143 212V211H142ZM162 212V211H161ZM204 212H198L197 211V213L195 212V214H194V212L192 213V214H194V215H196L197 216V214L199 213H201V214H203ZM211 212V211H210ZM225 212V211H224ZM256 212H255V214H254V217L252 216L253 214H252V211H251V213L250 214H252L251 216H252V218H251V216H250V218H251V220L250 221H248V222H250V224H246V225H241V226H238L237 227V233L235 234L234 233V236L233 237H235V240H237V239H239L240 241H244V243H245V245H246V247L245 246H243V244L244 243H242V245H240V246H242L241 247V249L242 248H247V252H246V249H244L245 250V255L244 256H242V254L243 253H241V255L239 254L238 256L240 257H245L244 259H242L241 260V258H239L238 259V261H225V262H223L222 263V260L224 261L226 258H227V256H226V258H221L222 260H214V262H215V264H259V259H261V263L260 264H264V260L262 259V257L260 258V256H264V240L262 239L263 237H261V236H263L262 234L264 233V212L263 213H261L262 215L259 217V216H255L256 215ZM78 213V212H77ZM76 213V214H77ZM82 213V212H81ZM84 213H85V211H84ZM89 213V212H88ZM139 213H140V211H139ZM146 213H148V212H146ZM150 213H151V211H150ZM213 213V212H212ZM212 213H210L209 214V216L212 214ZM215 213V212H214ZM217 213V212H216ZM225 213H227V212H225ZM224 213V214H225ZM246 213H248V212H246ZM254 213V212H253ZM78 214H80V212L78 213ZM134 214V213H133ZM205 214V213H204ZM231 213L229 212V215H230ZM233 214H237L236 212H233ZM244 214V216H246V215H250V214H246L245 215V213H243ZM136 215H134V216H136ZM155 215V214H154ZM207 215H208V213H207ZM228 215V214H227ZM258 215H259V213H258ZM98 216V215H97ZM100 216V215H99ZM98 216V217H99ZM101 216L99 217V219H101ZM142 216V215H141ZM145 216V215H144ZM206 216V215H205ZM209 216H207V217H209ZM224 216V215H223ZM237 216V215H236ZM235 216V217H236ZM242 216V215H241ZM60 217V218H59ZM79 217V216H78ZM137 217H139V216H137ZM146 217V216H145ZM193 217H195V216H193ZM215 217V216H214ZM233 217H234V215H233ZM142 218V217H141ZM147 218V217H146ZM153 218H155V217H153ZM196 218V217H195ZM206 218V217H205ZM221 218H222V216H221ZM228 218H230L231 219V217H228ZM227 218V219H228ZM249 218V219H250ZM261 218V219H260ZM61 221H60V220ZM78 219V218H77ZM83 219V218H82ZM260 219V220H259ZM59 222H58V221ZM74 220V219H73ZM95 220H97V218L95 219ZM106 220V219H105ZM135 220V219H134ZM145 220V219H144ZM174 220V219H173ZM194 220V219H193ZM222 220V219H221ZM235 220H236V218H235ZM242 220H244L243 218H242ZM247 220V219H246ZM245 220V221H246ZM86 221H87V219H86ZM151 221V220H150ZM195 221V220H194ZM203 221V220H202ZM218 221V220H217ZM234 221V220H233ZM237 221V220H236ZM239 221V220H238ZM260 221H261V223H260ZM65 222V221H64ZM82 222V221H81ZM102 222V221H101ZM100 222V223H101ZM209 222H211V221H209ZM216 222V221H215ZM247 222V221H246ZM247 222V223H248ZM111 223V222H110ZM44 224V226H46V228L43 226V228L42 227H39V226H42ZM52 224H50V225H52ZM55 224V223H54ZM69 224V223H68ZM114 224H115V222H114ZM193 224H196V225H198V224H202L201 223V221L200 222H193ZM91 225V224H90ZM101 225V224H100ZM189 225V224H188ZM93 226V225H92ZM53 227V226H52ZM57 227V226H56ZM80 227H83V225H81L80 224ZM79 227V228H80ZM97 227V226H96ZM95 227V228H96ZM104 227V226H103ZM102 227V228H103ZM224 227V226H223ZM45 228V230H43ZM75 228V227H74ZM84 228V227H83ZM116 228V227H115ZM56 229V228H55ZM54 229V230H55ZM86 229V228H85ZM91 229H93V228H91ZM97 229H99V228H97ZM117 229H119V228H117ZM116 229V230H117ZM128 229V228H127ZM145 229V228H144ZM199 229H204V228H202V227H200ZM50 231L52 230V229H49ZM61 230V229H60ZM74 230V229H73ZM99 230H101V229H99ZM111 230V229H110ZM120 230V229H119ZM149 230V229H148ZM196 230H198V228H195L194 230L192 229L191 230V232H186V233H188L189 234V236L190 237H192V236H194V234H195V232H197ZM223 230V229H222ZM232 230H234V229H232ZM56 231V230H55ZM95 231H96V229H95ZM123 231V230H122ZM199 231V230H198ZM203 231V230H202ZM201 231V232H202ZM205 231V230H204ZM209 231L211 232V234L208 232V234H206V236H203L204 238L206 237L207 238V235H209V238L211 237V240L212 241H214V242H216V238L217 237H219V232L218 231H214V230H212V229H209ZM221 231V230H220ZM262 231H263V233H262ZM132 232V231H131ZM159 232V231H158ZM162 233H163V231H161ZM181 232V231H180ZM200 232V231H199ZM198 232V233H199ZM206 232H207V229H206ZM228 232H230L229 230H228ZM232 232H234V231H232ZM74 233H75V230H74ZM97 233H100V232H98L97 231ZM101 233H102V231H101ZM130 233V232H129ZM142 233H144V232H142ZM150 233V232H149ZM173 233V232H172ZM191 233V234H190ZM224 233V232H223ZM222 233V234H223ZM73 233H71V235H72ZM93 234V233H92ZM103 234V233H102ZM110 234V233H109ZM113 233H111V235H112ZM115 234V233H114ZM117 234V233H116ZM122 235L124 234V233H121ZM144 234H146V233H144ZM176 234H177V232H176ZM175 234V232H174V234L173 235H176ZM201 235H203L204 233H200ZM200 234H199V237H200ZM232 233H229V234H227L228 236L229 235H231ZM86 235V234H85ZM104 235V234H103ZM106 235V234H105ZM104 235V236H105ZM108 235V234H107ZM119 235H120V233H119ZM160 235H161V233H160ZM224 235H225V233H224ZM233 235V234H232ZM74 236V235H73ZM99 236H100V234H99ZM169 235H167V237H168ZM198 236V235H197ZM17 237H19L20 239H22V240H24L23 242H26V247H27V259L25 260L24 258H23V256H25V253H26V251L23 249V247L22 246H20V245H22V243L21 244H19V243H17V242H22V240L21 241H17ZM72 237V236H71ZM170 237H172V235L170 236ZM176 237V236H175ZM179 237V235L177 234V238ZM195 237V236H194ZM193 237V238H194ZM231 237V236H230ZM233 237H231L232 238V240L234 239ZM238 237V238H237ZM241 237V238H240ZM201 238V237H200ZM205 238V239H206ZM92 239H93V237H92ZM91 239V240H92ZM98 239H100L99 237H98ZM138 239H140V238H138ZM148 239V238H147ZM204 239V240H205ZM230 239V238H229ZM19 240V239H18ZM51 240H52V238H51ZM157 240V239H156ZM195 240H197V239H195ZM208 240V239H207ZM220 240V239H219ZM16 241V242H15ZM94 241H95V239H94ZM117 241V240H116ZM128 241V240H127ZM130 241V240H129ZM152 241H154L153 239H152ZM211 241V242H212ZM222 241V240H221ZM56 242V241H55ZM60 242V241H59ZM95 242H97V241H95ZM94 242V243H95ZM123 242V241H122ZM124 242H125V240H124ZM123 242V243H124ZM137 242V241H136ZM149 242V241H148ZM151 242V241H150ZM160 242V241H159ZM188 242V241H187ZM193 242V241H192ZM220 242V241H219ZM232 242V241H231ZM238 242V241H237ZM17 243V244H16ZM39 243V244H38ZM101 243V242H100ZM128 243V242H127ZM158 243V242H157ZM196 243V242H195ZM198 243H200V242H198ZM213 243V242H212ZM221 243V242H220ZM219 243V244H220ZM223 243H225V242H223ZM241 243V242H240ZM50 244V243H49ZM78 244H80V243H78ZM128 244H130V243H128ZM139 244V243H138ZM137 244V245H138ZM159 244V243H158ZM184 244V243H183ZM201 244V243H200ZM222 244V243H221ZM17 245H19V246H17ZM25 245V244H24ZM121 245V244H120ZM126 245V244H125ZM131 245H135V242L132 244L131 243ZM202 245V244H201ZM214 245V244H213ZM228 245V244H227ZM226 245V246H227ZM235 245V244H234ZM119 246V245H118ZM123 246V245H122ZM127 246V245H126ZM129 246V245H128ZM142 246V245H141ZM140 246V247H141ZM156 246V245H155ZM186 246V245H185ZM198 246V245H197ZM228 246H230V245H228ZM22 248L24 251H25V253H23L22 251H21V249H19V248ZM50 247V246H49ZM131 247V246H130ZM139 247V248H140ZM157 247V246H156ZM235 247H236V245H235ZM234 247V248H235ZM39 248H42L43 249V251H40V249ZM86 248V247H85ZM126 248V247H125ZM142 248V247H141ZM198 248H199V246H198ZM229 249H231L232 247H228ZM227 248V249H228ZM111 249V248H110ZM186 249V248H185ZM201 249V248H200ZM213 249V248H212ZM218 249H219V247H218ZM228 249V250H229ZM59 250V249H58ZM86 250V249H85ZM85 250H84V252H85ZM121 250V249H120ZM120 250H118L119 252H120ZM122 250H125V249H122ZM121 250V251H122ZM132 250V249H131ZM135 250V249H134ZM139 250V249H138ZM158 250V249H157ZM198 250V249H197ZM196 250V251H197ZM224 249H222L221 251H223ZM231 250H234V249H231ZM239 247H238V245H237V250H236V248H235V250L233 251V253L234 254H236L237 252H239V251H241V250H239ZM65 251L66 252H68L67 251V249H65ZM117 251V252H118ZM126 251V250H125ZM128 251V250H127ZM126 251V252H127ZM150 251H152V250H150ZM155 251L156 250H154V253H155ZM159 251H160V249H159ZM171 251H173V250H171ZM170 251V252H171ZM174 251H176V250H174ZM179 251V253L181 254L182 252H183V249L182 248H179L178 250H177V252ZM209 251V250H208ZM208 251H206V252H208ZM225 251V250H224ZM235 251H237L236 253H235ZM130 252V251H129ZM133 252V251H132ZM140 252V251H139ZM141 252H142V250H141ZM145 252V251H144ZM153 252V251H152ZM167 252V251H166ZM169 252V253H170ZM176 252V253H177ZM193 252H194V250H193ZM205 252V251H204ZM58 253V252H57ZM89 253V252H88ZM97 253V252H96ZM123 253H125V252H123ZM134 253V252H133ZM133 253L131 254V256L133 255ZM156 253H158V252H156ZM156 253H155V255H156ZM218 253H219V251H218ZM228 253H232V252H228ZM86 254V253H85ZM92 254V253H91ZM90 254V255H91ZM100 254V253H99ZM121 254H122V252H121ZM126 254V253H125ZM129 254V253H128ZM136 254V253H135ZM142 254V253H141ZM147 254V253H146ZM179 254V255H180ZM205 254V253H204ZM215 254V253H214ZM219 254H221V253H219ZM218 254V255H219ZM5 257H7V259H8V261H9V263H7V262H5V258L3 259V257L4 256ZM94 255V254H93ZM92 255V256H93ZM97 255H98V253H97ZM102 255V254H101ZM138 255V254H137ZM144 255V253L142 254V256ZM149 255V254H148ZM159 255V254H158ZM171 255V254H170ZM176 255V254H175ZM174 255V256H175ZM182 256H183V254H181ZM190 255V254H189ZM192 255V254H191ZM203 255V254H202ZM227 255V254H226ZM232 255V254H231ZM91 256V257H92ZM99 256V255H98ZM116 256H118V255H116ZM124 256V255H123ZM151 256H153L152 254H151ZM186 256H187V254H186ZM236 256H237V254H236ZM69 257H70V262L68 263V264H92V262H90L89 261V258H87L88 257V255H87V257H85V255H83V251H82V253L81 252H79V251H77L76 249H75V252H74V246H72V247H70V249H69ZM96 257V256H95ZM104 257V256H103ZM108 258H109V256H107ZM107 257H105V258H107ZM139 257L141 258V255H139ZM145 257H146V260H148V258H150V257H148L147 258V255L145 256L144 255V260H145ZM154 257V256H153ZM152 257V258H153ZM156 257V256H155ZM155 257L153 258V259H155ZM162 257V256H161ZM177 257V256H176ZM199 257V256H198ZM197 257V258H198ZM60 258V257H59ZM116 257H114L113 259H115ZM126 257H124V258H120L121 260L122 259H125ZM157 258V257H156ZM168 258V257H167ZM170 258H172V257H170ZM175 258V257H174ZM209 258V257H208ZM92 259H94V256L92 257ZM96 260H99V257H98V259L97 258H95ZM112 259V258H111ZM116 259H119L118 257L116 258ZM129 259V258H128ZM142 259V258H141ZM153 259H152V261H153ZM159 259V257L156 259V260H158ZM176 259V258H175ZM183 259V258H182ZM189 259V258H188ZM188 259H187V261H188ZM192 259H194V258H190V260H192ZM202 259V258H201ZM200 259V260H201ZM205 259V258H204ZM206 259H207V257H206ZM206 259H205V261H206ZM212 259V258H211ZM227 259H229V257L227 258ZM234 259V258H233ZM64 260V259H63ZM103 260H104V258H103ZM130 260H131V258H130ZM161 260V259H160ZM167 260V259H166ZM165 260V261H166ZM178 260V259H177ZM190 260H189V262H190ZM196 260V259H195ZM199 260V259H198ZM210 260V258L209 259H207V263L208 262H212L213 260H211V261H209ZM235 260V259H234ZM237 260V259H236ZM106 261V260H105ZM108 261V260H107ZM112 261V260H111ZM116 261V260H115ZM125 261H127V258H126V260ZM125 261H123V262H125ZM129 261V260H128ZM141 261H143V260H141ZM155 261V260H154ZM159 261V260H158ZM157 261V262H158ZM163 261V260H162ZM203 260H201V262H202ZM99 262V261H98ZM113 262V264H114V261H112ZM149 262V261H148ZM156 262V264H158ZM161 261H159V263H160ZM170 262V261H169ZM182 262V263H181ZM181 262H179V260L178 261H171L170 262V264H185V263H183V262H185L184 260H182ZM187 263V264H191V263ZM102 264H103V261L101 262ZM104 263H106V262H104ZM141 263V262H140ZM140 263H138V264H140ZM150 263V262H149ZM152 263V262H151ZM155 263V262H154ZM162 263V262H161ZM166 263V262H165ZM165 263H163V264H165ZM99 264V263H98ZM107 264H109V263H107ZM112 264V263H111ZM124 264V263H123ZM127 264H129V263H127ZM131 264H133V263H131ZM167 264V263H166ZM193 264V263H192Z\"/></svg>","mask_w":264,"mask_h":264}]
</instances>
